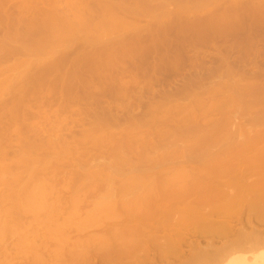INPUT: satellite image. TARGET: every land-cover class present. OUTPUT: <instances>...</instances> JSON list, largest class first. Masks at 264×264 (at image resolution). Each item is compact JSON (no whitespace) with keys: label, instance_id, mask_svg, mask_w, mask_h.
Segmentation results:
<instances>
[{"label":"rangeland","instance_id":"374dc122","mask_svg":"<svg viewBox=\"0 0 264 264\" xmlns=\"http://www.w3.org/2000/svg\"><path fill=\"white\" fill-rule=\"evenodd\" d=\"M1 2H0V17L2 18L3 17V20L0 18V44H2L3 42H4V44L7 46V44H9V46H10V44H11V40H12V44L11 45H14V49H15V47L16 46H18V49H15L16 51H18V52H16V53H19V54H16L13 50L14 49H12L11 48V46H10V48L12 49L11 51L12 52H10V53H8L9 51H8V46L7 47H5V45H3L2 44V46H0V48H2V50H1V52L3 53H0V60H4V61H1L0 62V90L2 91V92H5L6 91V94H7V97H5V95L1 92L0 93V96L3 94L4 95V97H3V95L0 97V101L1 102H3L2 104L3 105H6V106H3V105H1V102H0V108H1V106H3V108H6V109H10V108H12V107H14L15 106V104H16V106L14 107L15 109H12L13 111H11V110H9L8 109V111L5 109H3L2 108V110L0 109V117H2L0 120V126H5L4 127V129H3V132H5L6 130H7V132L4 134V135H6L5 137L3 136V132H2V127H0V133L2 134V137H1V134H0V144H1V146L2 147H0V149L2 150V151H4V153H5V150L4 149H8V148H10L11 146L13 147V150H12V148H10V149H8V154L7 153H5V154H7V156H8V158L7 157H0V160H1V158L2 159H4L3 161L1 160L0 162V164L2 165V169H4L5 170V165H6V167L8 168V171L9 172H11V174L9 173V175H10V177L8 176V174H7V176L5 175L6 173H8V171L6 172V170L4 171H2V169H0V184L2 185L1 187L3 188V186L6 184V183H8V182H4V180L6 181V179H7V177H8V180H9V178H10V180L9 181H11V179L12 178H14L15 177V175H16V177H18L19 179H20V181L24 184V185H22L21 183H19L18 181H11V182H15L14 184L16 185V184H18L19 183V185L21 184V186H20V188L19 187H16V186H18V185H16V186H14V187H11L10 189H12L11 191H9L10 189L5 185L4 186V188H3V190H2V188L0 187V189H1V191H0V195L1 196H7L9 199H10V195H12L13 193H14V191H15V194H13L14 196L13 197H15V195H16V197L15 198H13V197H11L12 198V200L13 199H16V200H13V201H11V199H10V201L12 202V203H10V201L9 200H6V199H8L7 197H6V201L5 200H3V198L1 199V200H3L5 203H3V201H0V203H3L4 205H5V208L8 210V212L10 213V211H11V209H12V211H11V213H12V217H10L11 215V213L10 214H5V213H8V212H6V210H2V208H4V205H1L0 206V210L2 211V213L0 212V214H2V216H3V213H4V215L5 216H9L10 217V219L13 221V217H15V215L16 214H18L19 216L21 215V211H18L19 209V207H21L20 209H23V208H25V207H30L31 205V207H33V205H35L34 204V202L36 201V202H39L40 203V206L39 205H36L35 207H38V208H40L41 210L45 207V205L46 204H44V203H47V206H48V208L49 209H51V210H48V208H47V210H48V212L50 211V213H48L50 216H48V214H47V216H44L43 214H45L46 212H40L39 210H38V208H37V210H35L36 208H34L33 207V209H27V212L29 213V214H31L30 212H33V210L34 211H36V212H40L39 213V217L38 218H40L39 220H36V219H38V218H36L35 219V214L37 215L38 213H34L33 212V218L38 222V225L36 224H34V222H35V220H32L31 218V216L29 215L28 216V213H24V212H26V210L24 211V209H23V214H26V216H28V217H26L25 215L23 216V215H21V216H23V218L25 217V219L26 218H28L29 220H31V221H33L32 223H31V221L29 222V220L28 219H26V221L22 218L21 219V216L20 217H18V216H16V218L15 219H18V218H20V220H21V222H19V220H16V221H18V222H15V223H20L19 225H21V223H23V222H25V225L28 223H30V224H32L33 226H31V227H34L35 226V228H34V231H35V233L37 232L38 234H40L39 232H41L42 230H43V232H45V234L44 235H42V236H47V235H50V236H48V237H50V238H52V237H54L55 239H56V237L57 238H59V239H57L58 241H59V243H61V244H59V245H61V248H63V249H60V246L58 245V241H56L57 242V244H55L54 242L53 243H51L52 241H50V240H52V239H48L49 240V246H51V248L52 249H55L56 248V245H58L57 246V248H59V249H56L57 251L59 250V253L58 252H56V253H54L53 251H51L52 249H49L50 251H49V254L51 255H49V254H46L47 253V248H45V247H47V242H48V240H46V238H44V239H42L41 240V242L39 243L40 245H42V248H43V250L44 249H46L45 251H46V253H44V252H42L41 250H39L38 248H41V247H38V248H35V246H32L33 245V240L31 241L32 242V245H31V242H29L28 240L30 239V234H31V236H33L32 234H35V233H32L31 231H33V228H30L28 225V227H26L25 228V225H21V226H23L26 230H27V228H30V230H28L27 232H29V233H27V235H26V233H23V231L22 230H20V228H23V227H21V226H15V223H13L12 221L11 222H7V220H9L7 217H2L1 215V217H0V221L2 222H0V228H2L1 227V225L3 226V223H4V225H7L8 224V228L10 229H8L6 226H3V228L5 227V228H7L6 230H4V233H5V235L6 236H8L11 240H9L8 238H6L7 239V241H10L11 243V245H13L14 244V241L16 240L15 238L16 237H18V235H15L16 233H20L22 236H24L25 238L27 237V236H29L28 237V239H27V243L29 244H27V243H25L26 242V240H22V236L21 235H19L20 236V239L22 240H20L19 238V240H16V241H18V243L20 242V243H23V244H25V247H26V244H27V246H29L30 247V249L29 248H26V249H29V251L28 250H26V249H24L23 247H24V245L21 247V248H23L25 251H28V253H31V254H29L28 255V253L27 252H24V250L23 249H21L19 246H21V245H19L18 246V244H16V246H18L19 248H15L16 249V252L14 251V253H15V255H14V258H15V256H16V253H21V254H23V255H20V256H22L21 258H23L24 256H25V254H26V256L24 257V259H22L23 261H25V262H23L22 260H21V258H19V260L18 259H16V258H18V256H16V258L14 259L13 258V263L15 264V262H18V263H16V264H24V263H28V264H32V262L35 264V260H36V263H37V261L40 263V264H92V262H93V256H94V254H92L91 252L93 251V252H95V250H94V241L92 242L91 240H88L90 243V245L89 244H87V240H82V239H84V238H87V236L86 235H84V234H86V232H82L83 234H81V235H78V236H76L75 234V238H73V236L71 237V235H69L70 237H71V239H69L68 238V234L67 233H69V232H67L66 231V233H65V231L64 230H66L67 229V227L69 226V225H71L70 227L72 228V231H73V227L75 228H77V229H82L81 228V225H82V227H83V229L85 230V226L86 225H88V227H86V228H88L87 230H89L88 232H87V234L88 233H90V232H95L96 231V229H95V231H94V227L95 226H97L99 223H108V218H110L111 216H109L108 217V215H111V214H108L111 210L110 209H112V206H111V208L108 210V208H109V206H108V204L107 205H104L103 206V203L100 201V200H102L103 201V199H101V198H99V197H102V198H104V201H105V197H106V195H104L107 191L109 192V191H111L109 188H107V185H109L111 182H110V180H104L103 179V175L108 171L109 173H110V171H112L113 169H116V168H118V166H117V164L115 163V165L116 166H114L113 167V165H114V163H113V165H112V162H111V160H110V158H112L113 159V157H114V155L113 154H110L109 155V153H111V152H109L107 155H104V157H103V154H102V152H99L97 149V151L98 152H96V150H95V147H93V146H91L92 144V142H93V140H94V142H95V139L97 140L98 138H101V136H102V138H104L105 136H108L107 134L106 135H103V133L105 134V132H101L100 130L103 128L105 131H106V133L108 132V130L109 131H113L112 133L114 134L113 136H114V138H115V140H114V143H115V141L116 140H118V142L120 143V141L121 140H125L126 139V137H127V134L124 132V135H122V132L124 131L123 129H126V131H128V129H133L134 128V130H136V132H137V134H144L145 133V131H147V125H146V123L145 122H147L148 123V119H150V121H149V124H148V126L150 125V122H151V119H153L151 116V118L148 116V115H150V114H156L157 113V110H156V113H155V111H154V109H151V105L150 104H152L154 107H155V109L157 108V104L160 106V104L159 103H161V102H163L162 101V99H165L166 98V96H167V98H166V100L171 96V95H173V96H171L170 97V99L173 97V98H175V100L172 98V100H170L169 101V99L167 100V101H169L168 103L166 102V100H165V102L167 103V104H170V105H168V106H172L173 107V109H174V106L176 105H174L173 103H176V101H178L179 100V103H178V106H181V107H178V108H183L184 107V109L185 108H187V103H188V101H190V98H193V97H196V96H198V95H200V98L202 97L203 99H205L206 98V100H209V101H212L213 99H214V101H216V100H218L219 101V99H218V97L220 98V101L221 102H223L222 100H224V102H226L227 100H230V98H232L234 95V91H238V85L239 86H243V84L244 85H246V83L247 84H253V86H252V90H254V92L253 91H251L250 92V94H248L247 92H249L250 90L248 89V91H242L241 93H243L242 95H240L241 93H239L238 95L241 97V98H244V101L246 102V103H251V102H253L254 100H255V97L257 98V97H260L261 95L262 96H264V94H262L263 92H262V90H261V86L262 85H264V25H261V24H259V23H261V22H264V20L262 21V20H258V21H261V22H259V23H257L256 21H254V20H250L249 18H247L248 17V14L250 15V14H253V12L256 10V11H258V13H259V15H262L263 17H264V6H262V5H264V2H262V0H191L192 2H190L189 0H152V1H149V0H147L148 2H150L151 4L150 5H148L149 3L146 1V0H143V2H142V0L140 1V0H135V1H133V0H4V1H2V0H0ZM145 1H146V4H145ZM177 1H180V2H177ZM183 1V2H182ZM264 1V0H263ZM182 2V3H181ZM184 2L185 3H187V2H190V4L189 3H187V5H189V6H185L184 7V5H186V4H184ZM247 2H248V4H247ZM116 3V4H115ZM141 3H143V4H141ZM245 3V4H244ZM263 3V4H262ZM164 6H163V5ZM181 4H184V5H181ZM236 4V5H235ZM253 4V5H252ZM256 4H257V6H256ZM147 5V6H146ZM250 5H252V6H250ZM145 6L147 7V8H145ZM167 6V7H166ZM228 6H229V8H231V9H229L228 8ZM259 6V7H258ZM167 8V10H166V8ZM191 7V8H190ZM233 7V8H232ZM235 7H238L237 8V10H238V13L240 12V10H241V12L240 13H243V14H239V21H240V23H242V20H244V22L242 23V24H240L239 23V21H237L239 24H237L236 23V26L238 25V26H240L239 27V29L241 28L244 32H242L241 31V29L239 30V33H238V29H236V30H234L235 29V22H236V20H235V22H233V21H230V22H228V21H226V22H228V24L226 23V22H224V23H226V25H229L230 26V24L229 23H231L232 25H234V27H231V28H234L233 29V31H232V29L231 28H229V27H227L225 30H221V32H222V34H221V32L219 31V29L217 30L216 28L218 27H216V28H214V24H216L215 22H211L209 19H210V15L212 14L213 15V17H214V14H215V12H216V14L215 15H218L217 13L221 10V12H219L220 14L221 13H226L227 15H229V17H231V16H233L234 17V14L237 12V10L235 11ZM261 7V8H260ZM139 8V9H138ZM151 9L150 11H149V9ZM163 8H164V10H165V12L163 11V14H162V17H159V15H160V13H162V10H163ZM225 8H227L228 10H230L229 11V13H228V10H226ZM235 8V9H234ZM253 8V9H252ZM255 8V9H254ZM144 9V10H143ZM223 9V10H222ZM233 9H234V12H232L233 11ZM240 9V10H239ZM252 9V10H251ZM224 10H225V12H224ZM167 11V12H166ZM255 11V12H256ZM57 12H59L58 14H60V15H58L57 14ZM61 12V13H60ZM232 12V13H231ZM249 12V13H248ZM49 13H51V17H50V15H49ZM65 13V14H64ZM167 13H168V16H166L167 15ZM246 15H245V14ZM248 13V14H247ZM257 13V12H256ZM45 14H48V15H45ZM53 14V15H52ZM61 14H63V15H61ZM76 14V15H75ZM78 14H80V16H81V14H82V17L81 18H86V20H84V23H82L83 21L81 20V19H79L78 17H80V16H78L77 17V15ZM147 14H149L148 16H146ZM166 14V15H165ZM181 14H183V15H186V16H182ZM255 14V13H254ZM46 17H45V16ZM56 15V16H55ZM66 15H68V16H66ZM165 15V16H164ZM209 15V16H208ZM222 16H226V15H223V14H221ZM220 15V16H221ZM259 15H257V16H259ZM5 16V17H4ZM8 16H10L11 18H12V21L14 20L13 18H15V19H18L19 20V22H18V20H16V22H15V20H14V22L15 23H20V22H24V24L23 23H21V26L20 25H15V23H13V25H12V23L10 22L11 21V18L9 19L8 18ZM41 16H43V17H41ZM47 16H49V17H47ZM52 16H53V18H54V21H52L53 20V18H52ZM66 16V17H65ZM158 18H157V17ZM161 16V15H160ZM174 16V17H173ZM220 16H218V17H220ZM237 16V15H236ZM44 17H45V19H44ZM62 18L63 17V19H62V21H61V19L60 18ZM71 17V18H70ZM168 17V18H167ZM185 17V18H184ZM188 17H191L190 19L192 20V18L193 17H195L191 22L193 23H191L190 21H189V18ZM199 17V18H198ZM216 17V16H215ZM228 17V16H227ZM9 19V20H7V19ZM48 18H50V21H49V23L50 22H55L56 23V26H55V24L53 23H50V24H52L51 25V28H50V26L48 25L49 23H47L48 21H46V20H49ZM67 19L68 21H70L69 23L72 25L73 23H74V25H72L73 26V29L74 28H78L79 26L82 28L81 30H79L80 32H82V33H78L79 35H78V37H76L77 35L74 33L75 32V29H74V32L73 31H71V30H73V29H68L69 27L70 28H72L71 27V25L68 23V21H65V19ZM72 19V20H70V19ZM78 18V19H77ZM164 18H165V20H164ZM172 18H173V20H172ZM177 18V19H176ZM184 18V19H183ZM196 18H197V20H196ZM204 18L207 20V21H205V22H208V24L210 25V28H208V27H206V26H208V25H206L205 27H204V25H205V22L203 21L204 20ZM40 19V20H39ZM44 19V20H43ZM73 19L75 20V22L73 21ZM161 19V20H160ZM165 21V22H162L163 20ZM183 19V21H181ZM5 20H6V22H5ZM36 20H37V22H38V24L40 23V22H44L45 23V26H44V24L43 23H41V25H36ZM60 20V21H59ZM160 22H159V21ZM169 20H171L170 21V23L169 24H167L168 22H169ZM174 20H176V21H178V22H176L175 21V23H173V21ZM184 20H186V22L187 23H185L184 24ZM196 20V21H195ZM8 21H9V24H11V26L10 25H8ZM34 21V22H33ZM46 21V22H45ZM58 21H59V23H58ZM198 21V22H197ZM202 21V22H201ZM31 22H33V24H34V28H36L37 29V27L38 28H40L41 29V26L43 25L44 27H47V26H49V27H47V29L45 28V29H43V27H42V29H43V31H42V29H41V31L44 33L43 35H47L48 37H55V36H53V35H58L57 37H55L56 39H58V37L60 36V35H62L63 37H62V39H58V41L56 40V41H53L54 39H52L51 41H50V39H48V42H55V43H57V44H55V46L53 47L52 45H54L53 43H52V45L51 44H49L48 43V45H51L50 46V51H52L53 50V52H46L45 50H44V48L47 50V47H49V46H46V47H44V48H42L41 47V49H39V55H41V57L40 56H38L37 54H38V52L36 51V50H38V49H34V48H32V45H30V42L32 43V44H34L35 42V44L37 45V41L39 40V42H40V40H42V39H44V43L43 44H47V42L45 43V36H43V35H39V34H41V31H40V29L39 30H37V31H40V32H37V31H34V30H36V29H34L33 27H31L32 25V23ZM62 22H64V23H62ZM66 22V23H65ZM72 22V23H71ZM189 22L191 23L190 25H192L191 27L193 28V30H192V28L191 27H189ZM196 22L197 23H199L200 22V24H196ZM254 22H256V24H259V25H257L256 26V24H254ZM28 23H31L30 25L31 26H29V24ZM87 24V25H84V24ZM166 23V24H165ZM178 23V24H177ZM194 23L196 24V26L194 25ZM219 23H220V21H219ZM218 23V24H219ZM245 23H246V25L247 24H249V26L248 27H250L251 25V28H253L252 30L251 29H249L248 30V28L246 27V25H245ZM4 24H6V25H4ZM25 26V24H26V26H28V27H23V25ZM77 24V25H76ZM163 24H165V25H163ZM173 24H175V27H174V25ZM207 24V23H206ZM223 24V23H222ZM245 25V27H244V25ZM264 24V23H263ZM47 25V26H46ZM61 25H63V26H61ZM64 25H65V27L67 26V29L64 27ZM79 25V26H78ZM158 25V26H157ZM166 25L168 26V27H166ZM171 25V26H170ZM194 25V26H193ZM203 25V26H202ZM212 25H213V28L214 29H216V30H214L213 29V31H212ZM221 25V23L219 24V26ZM254 25V26H253ZM6 26V27H5ZM60 26V27H59ZM69 26V27H68ZM91 27L92 29H93V27H94V29L96 30H92V31H94L93 32V34H92V32L90 31L91 30V28L89 29L88 27ZM97 26H101V28H102V30H104V32L102 31V30H99L100 28L99 27H97ZM178 26V27H177ZM187 26V27H186ZM199 26V27H198ZM225 26V25H224ZM237 26V27H238ZM4 27H5V29H4ZM10 27H11V29H10ZM30 27L32 28L31 30H33V31H31V32H28V30H30ZM58 27L59 28H63V31H62V29L61 30H59L58 29ZM98 28V30L96 29V28ZM157 27V29L155 30V28ZM173 27H174V29H173ZM196 27V28H195ZM198 27V28H197ZM205 29H204V28ZM221 27V26H220ZM8 29V35H7V29ZM15 28V29H14ZM48 28H49V32L47 31L48 30ZM85 28H87L86 30L88 31H86L85 30ZM171 30H175L174 32L172 31H170V29ZM191 28V30H188V29H190ZM203 28V29H202ZM206 28H208L207 29V31H206ZM222 28H223V25H222ZM221 28V29H222ZM225 28V27H224ZM223 28V29H224ZM244 28H246L247 29V31H245L246 29H244ZM13 29H14V31H13ZM16 29H18V30H16ZM24 30V32H25V29H26V31H27V33H30L29 35H27L28 37H29V39H28V37L26 38V37H23V35L22 34H25L24 32L22 33L21 32V30ZM58 29V30H57ZM79 29V28H78ZM78 29H77V31H78ZM159 29V30H158ZM230 29V30H229ZM15 30H16V33L15 34H13L14 32H15ZM22 30V31H23ZM47 31V33H49V34H47L46 33V31ZM64 30L66 31V32H64ZM154 30L156 31V32H154ZM161 30V31H160ZM162 30H164V34H166L165 35V37H163L164 39L166 38V41L168 40V41H171L172 43H173V41H172V36H173V39L175 40V42L178 40V37H177V34H174V33H178V35H179V33H180V36H181V33H182V38L183 37H186V38H184L183 40H185V41H183L182 40V38L180 39V37H179V39L180 40H178V41H181V42H183V43H173V45H175L176 47H177V49H176V47H175V50H173V48H174V46L171 44V42L169 43L172 47H170V45L168 44V42H166L163 38H162V36H164V34H162L161 35V33L163 32ZM194 30H197V31H194ZM200 30H204L205 31V33H203L202 31L200 32ZM211 30V31H210ZM228 30V31H227ZM252 32H251V31ZM11 31V33H9ZM19 31V32H18ZM64 32L65 33V36L67 35V34H70V36H71V39H72V41L68 38V36L69 35H67V39H69L68 40V42H69V45L68 44H66V43H68L67 42V40L65 39V41H63V39L65 38V36H64V34L63 33H60V32ZM76 31V32H77ZM78 31V32H79ZM97 31H102V32H100L102 35H100V33L98 34L97 33ZM172 33H170V32ZM190 31V32H189ZM227 32L226 34L227 35H223V34H225V33H223V32ZM237 31V33H235ZM242 33H241V32ZM250 31V32H249ZM22 34H21V33ZM53 34H52V33ZM83 32H86V33H89V35L88 34H86V35H83ZM95 32L97 33L96 35L98 36H95ZM187 32H189V33H192V32H194V33H192V34H194V35H196V34H199L200 36V39H201V37H202V41L201 40H197V39H195V38H199L198 37V35H196V36H194V35H192V34H189V33H187ZM212 33V32H214V33H212L213 35L215 34H217V32H219V35H214L215 37H212L213 35H211L210 33ZM5 33H6V35H5ZM26 33V34H27ZM37 33H39V34H37ZM54 33H56V34H54ZM152 33L154 34V33H156V34H154V35H158L157 37L156 36H154L153 35V37H152ZM168 33V34H167ZM169 33L172 35L171 37L169 36ZM196 33V34H195ZM201 33H203V34H205V36H203V34H201ZM9 34H11L12 36H11V40H10V35ZM21 34V35H20ZM75 34V35H74ZM141 34V35H140ZM150 34V35H149ZM221 34V35H220ZM250 34V35H249ZM5 35V36H4ZM16 35H20L21 36V38L22 39H20L19 38V40H18V38H16V37H19V36H16ZM51 35V36H50ZM82 35H83V37H84V39H81V37H82ZM89 37H88V36ZM104 35V36H103ZM145 35V36H144ZM160 35V36H159ZM176 35V36H175ZM211 35V36H210ZM223 35V36H222ZM13 36H16V37H13ZM32 36V37H31ZM39 36H40V38H39ZM69 36V37H70ZM100 36V37H99ZM131 37V36H133V38H134V36L136 37V38H134V40H133V38H131L130 39V45L127 43L128 41H129V38H127V37ZM150 36H151V39H155L154 37H156V39L154 40V41H156L157 40V44L156 45H159V44H161L162 43V46L161 45H159V48H161V47H163V48H165V50H167V51H164V49L162 48V49H159V50H161V51H163V55H165L166 54V52L167 53H171V54H168V56H166V57H162V56H160V55H162V52L160 51L159 53H158V49L156 50V47L155 46H150V43H152V44H154V43H156V42H154L153 43V41L151 42V40H150V42L148 43V41H149V39H150ZM169 36V37H168ZM188 36H190V37H188ZM194 36V37H193ZM34 37H35V39L37 40V41H35V39H34ZM36 37H38V38H36ZM44 37V38H43ZM76 37V38H75ZM101 37H102V39H101ZM122 37V38H121ZM147 37H149V39L147 38ZM188 37V38H187ZM14 38V39H13ZM25 38L27 39V40H25ZM59 38H61V36L59 37ZM78 38H79V40L81 39L82 41H84V42H79V40H78ZM89 38H91V39H89ZM125 38V39H124ZM190 38V39H189ZM205 38H206V40H205ZM214 38V39H213ZM216 38V39H215ZM32 39V40H31ZM47 39V38H46ZM77 39V40H76ZM101 39V40H100ZM135 39H137V40H135ZM147 39V40H146ZM170 39V40H169ZM187 39V40H186ZM188 39H189V41H188ZM192 39H194V40H192ZM238 39V40H237ZM1 40H3V41H1ZM61 40V41H60ZM80 40V41H81ZM91 40V44L92 45H90L89 46V44H90V41ZM114 40V41H113ZM122 40H124V41H122ZM127 40V41H126ZM208 40H210L209 42H208ZM237 40V41H236ZM253 42V44H252V42ZM13 41H15V42H13ZM21 42V43H19L18 44V42ZM35 41V42H34ZM63 41V42H62ZM71 41V42H70ZM85 41L87 42V43H89L88 45H87V43H85ZM97 43H96V42ZM106 41V42H105ZM132 41V42H131ZM138 41V42H137ZM147 41V43L149 44V46H150V48H148L147 47V51L146 52H144L145 50H146V48H145V50H143V48H141L142 46H144V44L143 45H140V44H142V43H144V42H146ZM159 41V42H158ZM177 41V42H178ZM188 41V42H187ZM200 42V44L201 45H199V43L197 44V42ZM235 41V42H234ZM25 42L27 43V48L25 47H23V46H25L26 44H25ZM34 42V43H33ZM58 42H60V43H58ZM64 42H66V43H64ZM76 42H78L77 44L78 45H82L83 44V47L82 46H79V47H77L78 45L76 44ZM108 42H109V44H108ZM134 42H136V43H134ZM203 42H204V44H203ZM206 42V43H205ZM14 43V44H13ZM23 43V44H22ZM80 43V44H79ZM85 43V44H84ZM107 43V44H106ZM117 44V43H119L118 45H114V44ZM122 43H124V45H126V46H124V45H122ZM147 43L145 44V45H147ZM16 44V45H15ZM20 44L22 45V46H20ZM25 44V45H24ZM28 44H29V46H28ZM38 44H42V42H40V43H38ZM65 44H66V46H65ZM76 44V45H75ZM97 45L98 47H96V46H94L93 47V45ZM103 44L104 45H106V46H104V47H102L103 46ZM133 44H136V45H140L141 47L139 48L138 47V49L139 50H137V46L136 45H134L133 46ZM177 44V45H176ZM184 44H186V45H184ZM101 46V49H100V46ZM121 45V46H120ZM138 45V46H139ZM180 45V46H179ZM250 45H252V46H250L251 48H249V46ZM42 46V45H41ZM44 46V45H43ZM57 46V47H56ZM60 46V47H59ZM87 46H89V47H87ZM107 46H112V48L110 49L109 47H107ZM148 46V45H147ZM179 46V47H178ZM185 46V47H184ZM3 47H5L4 49H3ZM22 47V48H21ZM51 47H53L52 49H51ZM56 47V48H55ZM115 47H117V49L115 48ZM118 47L119 48H121V49H124V51L123 50H119L118 49ZM123 47V48H122ZM127 47V49L129 50V52H127L128 50L127 49H125ZM133 47H135L136 48V51H135V49L133 48ZM151 47H152V49H151ZM181 47V48H180ZM184 47V48H183ZM32 48V49H31ZM87 48V49H86ZM89 48H91V49H89ZM93 48V49H92ZM154 48H155V50H154ZM178 48H180V49H182V51L180 50V49H178ZM246 48V49H245ZM7 49V50H6ZM22 50V52H21V50ZM27 49V50H26ZM43 49V50H42ZM56 49H58V50H60V51H58V52H60V53H56L55 51H57ZM86 49V50H85ZM249 49V50H248ZM257 49V50H256ZM3 50H5L6 51V53H5V51H3ZM10 50V49H9ZM24 50V51H23ZM30 50H32V51H30ZM65 50V51H64ZM76 50H78V51H76ZM87 51L86 52V54H84L85 53V51ZM93 52H92V51ZM102 51V53H103V51L105 52L104 54H102L101 53V51ZM173 50V51H172ZM177 50V51H176ZM178 50H180L181 51V55L179 54V53H177V54H179L178 56L176 55V54H172V53H174V51L175 52H179ZM8 51V52H7ZM28 51H30L29 53L32 55V57L28 54ZM35 51H36V53H35ZM44 51H45V53H44ZM61 51H63L66 55L68 54V58L69 59H67L66 57V55H64V53L63 52H61ZM91 51V52H90ZM97 51H99L102 55H103V57H102V55L99 53V52H97ZM117 51V52H116ZM118 51H119V53H118ZM120 51L121 52H123V53H120ZM155 51L157 52V53H155ZM257 51H258V53H257ZM79 52H81V54H82V56L85 58V59H83V57L81 56V54L79 55L78 53ZM83 52V53H82ZM89 52V53H88ZM95 52V53H94ZM125 52H126V54H125ZM140 52H142V55H141V53ZM5 53V54H4ZM8 53V54H7ZM47 53V54H46ZM91 53V54H90ZM130 53V54H129ZM145 53H146V56L144 57V55H145ZM12 54V55H11ZM13 54L15 55V56H13ZM42 54H44V55H42ZM51 54V55H50ZM53 54H56V55H53ZM57 54L59 55L60 54V56H61V58L60 59H62L64 56H66V57H64V58H66V59H64L63 58V61H65L64 62V64H63V61L62 60H58V61H56V58L57 57H60V56H57ZM72 54H74V55H72ZM78 54V55H77ZM89 54V55H88ZM96 54L98 55V57H96ZM99 54H100V58L102 57V60H98L97 62H98V64L97 65H94V67L93 66H91L92 64H96V63H94V61L95 60H97L96 58H99ZM109 54H111L110 56H109ZM125 54V55H124ZM138 54H140V55H138ZM9 55V56H8ZM11 55V56H10ZM24 57V58H22V56ZM46 55H50V57L53 59V57H55L56 56V58H55V60L53 59V61H51L52 59L51 58H49V56H46ZM105 55V56H104ZM113 55V56H112ZM148 55V56H147ZM170 55V56H169ZM184 56V58L186 59V61H185V59L183 58V56ZM1 56H2V58H1ZM5 56H8L9 58H10V60H11V63H10V65L8 64L9 63V58L8 59H6L5 58ZM25 56H30V57H27V58H25ZM45 56V57H44ZM74 56L76 57V58H74ZM85 56H88L87 58L85 57ZM92 58H91V57ZM117 58H116V57ZM138 56H139V58H138ZM160 56V57H159ZM171 56H174V57H172L171 58ZM177 56V57H176ZM182 57L183 58V61H181V63H179L176 59H175V57L176 58H178V57ZM34 57V58H33ZM38 57H39V60H38ZM77 57H78V59H79V57H80V59H79V62H78V60H77V66H78V64L80 63L81 65H79V67H78V70L80 71V74H79V71H78V73H76V74H74L72 71H74V72H76L77 71V69L75 68V67H77L76 66V64L74 63V61L77 59ZM94 57V58H93ZM106 57V58H105ZM108 57V58H107ZM111 57H113V59L115 58V60H112V62L110 61L111 59L110 58ZM13 58H15L16 60H14L13 61ZM19 58H21V59H19ZM42 58H43V61H42ZM82 58V59H81ZM88 58H90V59H95L94 61L93 60H91L92 62H90V60L88 59ZM99 58V59H100ZM104 58V59H103ZM119 58V61L118 60H116V59H118ZM150 58V59H149ZM159 58H163V59H166V63H167V65H169L170 67V69H172V70H169V69H167L166 68V63L164 62V61H161L160 63H159V61L161 60V59H159ZM179 63H177L174 59ZM182 58H181V60H182ZM7 61H6V60ZM27 59H28V61H27ZM29 59H30V61H29ZM32 59V60H31ZM35 60V62L38 64H36L35 62H34V65H32L33 64V61ZM40 59H41V64H39L40 63ZM47 59V60H46ZM108 59L109 61L107 62L106 60ZM147 59H148V61H150V62H148L147 61ZM179 60H180V58H178ZM9 60V61H8ZM18 60H20V61H18ZM26 62H25V61ZM66 60H69L68 61V63H69V65L67 64V61ZM71 60V61H70ZM74 60V61H73ZM83 60H84V63H81V62H83ZM88 60H89V62H88ZM105 60V61H104ZM47 61H51L50 62V64L48 65V66H50V67H48L47 65H45V63L47 62ZM54 61L56 62V64L58 65V66H60L61 65V67H59V68H61V69H58L57 67V65L56 64H53L54 63ZM185 61V63L183 64V62ZM228 62L229 64H227V63H224V62ZM3 62H5V64L3 63ZM8 62V63H7ZM18 63L19 65H21V66H18V64H16V68H15V64L14 63ZM21 62V63H20ZM23 62V63H22ZM28 62V64H27V66L25 65L26 63ZM49 62H47L46 64H48ZM75 64L74 66L72 65L73 63ZM100 62L102 63V65L100 66ZM107 62V63H106ZM133 62H135V63H133ZM3 63V64H2ZM7 63V64H6ZM25 63V64H24ZM52 63V64H51ZM72 63V64H71ZM90 64V65H87V68H86V66H85V64ZM106 63V64H105ZM163 63H165V67L164 68H166V69H162V64ZM177 63V64H176ZM257 63V64H256ZM2 64V65H1ZM24 64V65H23ZM33 66H31V65ZM71 64V65H70ZM85 66V68H84V66ZM107 64H109L110 66H108ZM180 64H183V65H181L182 67H178V66H180ZM224 64V65H223ZM226 64H227V66H229V67H227L226 66ZM4 65V66H3ZM8 65H9V67H8ZM43 65L45 66V67H43ZM52 65H54V67L52 66ZM56 65V66H55ZM64 65V66H63ZM99 65V67H97ZM103 65H106V66H108V68H106V66L104 67ZM161 65V66H160ZM164 65V64H163ZM258 65V67H256ZM3 68H2V67ZM23 66V67H22ZM36 66V67H35ZM41 66V67H40ZM48 67V69H47V67ZM68 68H67V67ZM72 66V67H71ZM83 66V67H82ZM91 66V67H90ZM95 66H96V68L98 69V74L101 72V73H105L106 74V76H103V75H101V73H100V76L98 75V74H96L97 72H96V68H95ZM118 68H117V67ZM161 67L160 68V70L158 69L159 67ZM247 66V67H246ZM12 67V68H11ZM14 67V68H13ZM20 69H19V68ZM27 69H25V68ZM28 67V68H27ZM29 67H32V68H29ZM35 67V68H34ZM40 67V68H39ZM42 67H43V70H41L42 69ZM68 69H66V68ZM74 67V68H73ZM105 68V71H104V68ZM168 67V66H167ZM177 67V68H176ZM199 67H200V69H199ZM231 67V68H230ZM6 68H7V70L8 69H10V71H8L9 73L11 72V70H13L12 72L14 73L12 76H11V74L12 73H10V74H8V72H7V70H6ZM22 68V69H21ZM47 70H46V69ZM55 69V71H54V73H53V70ZM71 68H73L74 70H72ZM91 70V73H90V70ZM92 68V69H91ZM102 68V69H101ZM193 68H195L194 70H193ZM202 68V69H201ZM214 68H216V69H214ZM229 68V69H228ZM233 68V69H232ZM244 68H246V69H244ZM3 69H5L6 70V72H4L5 70H3ZM25 69V70H24ZM39 69L41 70V71H39ZM44 69H45V71H44ZM53 69V70H52ZM81 69H83V71L81 70ZM95 69V70H94ZM108 69V70H107ZM211 69H212V71H211ZM232 69V70H231ZM19 70V71H18ZM29 70H31V71H29ZM33 70H35V71H33ZM51 70V71H50ZM57 70V71H56ZM59 70H60V72H59ZM65 70H67V71H70V73L69 72H67V71H65ZM85 70V71H84ZM203 70H206L205 72H203V73H208L207 72V70H210V72H212V73H210L211 75H210V77H208V79H202V80H200V81H202V82H200L199 80V82H197V81H195V82H193L194 83V85H192V82H190L189 83V81L187 80V78H188V75L190 76L191 74H192V72L194 71H197V73L198 74H202V73H200L201 71ZM214 70V71H213ZM232 72H231V71ZM259 70V71H258ZM15 71H18V73H16ZM23 71V72H22ZM29 73H31L32 71L34 72H32L33 74H36V72L38 71V73H37V76L35 75V78H34V75H32V73L30 74H27V72ZM43 71V74L46 76L47 74V76H48V78H47V76H46V78H45V76L41 73ZM52 72V75H51V73H44V72ZM87 71V72H86ZM89 71V72H88ZM103 71V72H102ZM231 72V73H233V77L232 76H230V75H227V73L228 72ZM256 71V72H255ZM262 71V74H260V72ZM2 72V73H1ZM40 72V73H39ZM55 72H59L60 74V76H58ZM83 72V73H82ZM95 72V73H94ZM107 72V73H106ZM194 72H193V74H194ZM5 73H6V75H5ZM21 74L20 75V77H23L25 80H23V79H21L20 77H16V79H18V80H16L15 79V76L16 75H18V74ZM61 73H62V76H61ZM65 73V74H64ZM69 73V74H68ZM71 73L72 74H74V75H71ZM87 73V74H86ZM88 73H90V74H88ZM93 73L95 74V75H93ZM138 73V74H137ZM145 73V74H144ZM190 73V74H189ZM197 73H195V74H197ZM23 74H24V76H23ZM25 74H26V77H25ZM41 74V75H40ZM50 74V75H49ZM53 74H54V76H53ZM69 76H68V75ZM77 74H79L78 76H80V75H82V77L80 76L79 78L78 77H76V75ZM84 74V75H83ZM104 74V75H105ZM109 74V75H108ZM146 74H147V79H149V80H151V82H149V80H147L145 77H146ZM151 74H154L155 76H153V75H151ZM5 75V76H4ZM29 77H28V76ZM30 75H32L33 76V79H34V83H33V79H32V77L30 76ZM86 75V76H85ZM132 75V76H131ZM134 75V76H133ZM214 75V77H212ZM216 75V76H215ZM3 76V77H2ZM19 76V75H18ZM40 76V77H39ZM43 76H44V78H43ZM51 76H53L51 79H49ZM56 76V78H54ZM57 76H58V81H57ZM89 76H90V79H89ZM95 77V78H93V77ZM97 76L98 77H100V78H97ZM101 76H103L102 78H101ZM110 76H112V77H110ZM142 76V77H141ZM143 76H145V77H143ZM239 76V77H238ZM5 77V78H4ZM59 77H60V80H59ZM62 77V78H61ZM71 77H73V79L71 78ZM83 77H87V79L86 80H82V79H85V78H83ZM105 77H107V79L105 78ZM109 77V78H108ZM132 77H133V79H132ZM135 77H137L136 79H135ZM156 79V81H155V79ZM222 77V78H221ZM236 78V80H235V78ZM246 77V78H245ZM42 78V79H41ZM63 78L66 80V82H68L67 84H66V82L63 80ZM74 78H76L75 80H77V81H74ZM110 78H112L111 80H110ZM130 78H131V80H130ZM146 80H145V79ZM157 78H158V80H157ZM207 78V77H206ZM240 78V79H239ZM243 78V79H242ZM1 79H2V82H6V80H7V82H6V84L5 83H2L1 82ZM5 79V80H4ZM21 79V80H20ZM28 79H30V80H28ZM39 79H40V81H43V82H40L39 81ZM46 79H48V80H46ZM53 79H54V81L56 82V84L57 85H59V86H57L54 82H53ZM79 79H81V80H79ZM89 79V80H88ZM103 80V81H100L99 83H98V81L97 80ZM128 79V80H127ZM186 79V80H185ZM230 79V80H229ZM8 80H9V82H8ZM16 80V81H15ZM26 80H28V82L26 81ZM35 80H36V83H35ZM45 80V81H44ZM73 82H72V81ZM79 80V81H78ZM91 80V81H90ZM93 80V81H92ZM95 80V81H94ZM104 80H106L107 82H105ZM126 80H127V82L128 83H132V84H128V83H126ZM138 82H136V81ZM224 80V81H223ZM240 81V83H238V85H229L228 87H230V88H226L225 87V85H224V83H229V82H233V81ZM24 81V82H23ZM26 81V82H25ZM46 81H48L50 84H52V85H49L48 84V82L46 83ZM51 81V82H50ZM62 81H64L65 82V84H66V86L64 85V83L62 82ZM112 81V82H111ZM124 81V82H123ZM146 81H148V82H146ZM188 81V83H186V82ZM226 81V82H225ZM40 84H39V83ZM59 82H62V83H59ZM72 82V84H73V86L71 85V87H69L70 88V90H71V92H70V90H69V88L67 87V85L68 86H70V83ZM87 82H88V84H87ZM89 82H91L90 84H89ZM92 82H94V83H92ZM115 84H114V83ZM123 82V84H124V87L126 88H124V87H122V83ZM153 82V83H152ZM224 82V83H223ZM7 83H10V85H8ZM24 83V84H23ZM26 83H27V87H26ZM41 83H43L42 85H41ZM46 83V84H45ZM54 83V84H53ZM79 83V84H78ZM82 83H84V84H86V85H84V84H82ZM101 83V84H100ZM109 83H111V84H113L114 85V89H115V91L113 90V85H111L112 87H111V89L115 92V93H111V92H113L110 88H109V86L110 85H108ZM184 83H186L187 85H185ZM221 83V84H220ZM16 84H18V85H16ZM28 84H29V87H28ZM35 84H36V86H38V87H36L35 86ZM62 84V85H61ZM190 84V85H189ZM222 84L224 85V87H222ZM256 84H257V86H256ZM259 84H260V86H259ZM5 85V86H4ZM10 87V89H9V87ZM11 85H14V86H12V87H14L13 88V90L15 91V92H13L12 93V95L13 96H18V97H22L21 95H23L24 96V98L22 97L21 98V100H16L15 99V97H13L12 95H11ZM16 85V86H15ZM40 85H41V87H40ZM45 85H47V86H45ZM48 85H49V87H48ZM55 85H56V87H55ZM64 85V87L66 88L67 87V91L69 92V94L71 93V95L69 96V94L67 93H64V91L66 92V89L65 88H63L62 86ZM81 85V86H80ZM89 85V86H88ZM93 87H92V86ZM101 85V86H100ZM103 85V86H102ZM3 86H4V88H5V90L4 89H1V87L3 88ZM7 86V87H6ZM44 86V87H43ZM80 86V88H78ZM85 88H84V87ZM94 86L97 88V87H100V88H98L96 91H98V90H100V89H102L103 87V89L101 90V94L100 95H103V93H106V94H104L103 96H98V92L100 93V91H98V92H96L95 90H94ZM212 86H213V88H212ZM227 86V85H226ZM254 86H255V88H254ZM21 87V89H19ZM34 87V88H33ZM38 88V89H40L41 90V88H43V90H41V91H44L43 93H44V95H42V94H39V90H37L36 88ZM45 87H47V89L45 88ZM50 87H52V88H50ZM55 87V88H54ZM90 87V90H91V92L89 91V89H87V88H89ZM260 87V88H259ZM18 89V90H16V89ZM30 88H31V90H30ZM44 88H45V90H44ZM49 88V89H48ZM60 88H62L63 90H61ZM74 88H76L75 90H79V92H75V90H74ZM83 88V89H82ZM106 88V89H105ZM177 88V89H176ZM217 88L218 90H215V89ZM227 90H226V89ZM52 89V90H51ZM55 89V90H54ZM81 89V90H80ZM106 90V91H104V92H102L103 90ZM121 90L120 91V93H119V90ZM177 90V92H176V90ZM211 89V90H210ZM212 89H214L215 91H216V93H218L217 95L214 93V90H212ZM231 90V93H227V91L228 92H230V90ZM234 89V90H233ZM255 89L257 90L256 92H255ZM4 90V91H3ZM9 90V92L7 93V91ZM21 90H23V92H25V93H21ZM51 90V91H50ZM82 90H84V92L82 91ZM180 91V93H179V91ZM208 90V91H207ZM18 91L20 92V96H19V93H18ZM48 91H50L49 93H48ZM75 93H74V92ZM82 93H81V92ZM88 91L90 92V93H88ZM109 91H111V92H109ZM116 91H118V92H116ZM217 91H219V92H217ZM46 92H47V94H46ZM51 92H52V94H51ZM60 92H63V93H60ZM87 92V93H86ZM108 92V93H107ZM210 92V93H209ZM225 92V93H224ZM239 92V91H238ZM237 92V93H238ZM40 93H42V92H40ZM77 93V94H76ZM84 93V94H83ZM116 93H118V94H116ZM212 93V94H211ZM220 93V94H219ZM233 93V94H232ZM237 93H235V95H237ZM253 93V94H252ZM9 94V95H8ZM15 94V95H14ZM27 94H31V95H27ZM50 94H51V96H50ZM87 94H90V95H87ZM195 94H196V96H195ZM202 94H204V96L202 95ZM207 94V96H205ZM215 94V95H214ZM252 94V95H251ZM10 95L12 96V97H10ZM27 95V96H26ZM49 95V96H48ZM75 95H76V97H75ZM77 95H78V99H77ZM85 95V96H84ZM202 95V96H201ZM238 95L236 96V97H238ZM254 95V96H253ZM255 95H257V96H255ZM26 96V97H25ZM30 96H33V97H30ZM74 96V97H73ZM176 96V97H175ZM217 96V97H216ZM230 96V97H229ZM243 96V97H242ZM250 96V97H249ZM27 97H29V98H27ZM69 97H71V98H69ZM83 97V98H82ZM120 97V98H119ZM165 97V98H164ZM199 97V96H198ZM235 96H234V99L236 98ZM239 97V98H240ZM254 97V98H253ZM5 98V99H4ZM11 98H13V100L15 99L16 100V102H15V100L13 101ZM35 98V99H34ZM74 98V99H73ZM82 98V99H81ZM123 98H124V100H123ZM202 98H201V100H202ZM213 98V99H212ZM217 98V99H216ZM252 98V99H251ZM18 99H20V98H18ZM22 99H26L25 101L24 100H22ZM46 99V100H45ZM70 99V100H69ZM73 99V100H72ZM121 99V100H120ZM227 99V100H226ZM233 99V100H234ZM254 99V100H253ZM48 100H50V101H48ZM69 100V101H68ZM226 100V101H225ZM242 100L243 99H241V103H242ZM18 101H19V104H21V102H22V104H23V106H22V104L20 105V107L19 108H21L22 109V107H23V109H22V111H25V113L23 112V117H24V120H22L23 119V117L21 116L22 115V111H21V109H19L18 108ZM24 101V102H23ZM69 102V103H67V102ZM161 101V102H160ZM208 101V102H209ZM218 101H216V103L218 102ZM230 101H231V103H230ZM230 101H227V102H229V107H228V104H226V106L227 107H225V110L227 109V108H230L229 110L227 109L226 111H228V113H230V114H228V115H232V114H235L234 116L236 117V115H237V113L236 112H238V115H241V114H239V113H242V117H243V119H239L238 120V118H236L235 119V117L233 116V119L234 120H232V119H230L231 121H233V123L231 122V123H229L230 125H228L229 126V129H231L232 130V127H233V130H234V127H236V125H237V128H238V130H236L235 129V132L237 131V134L235 135L236 137H238V139H239V137H240V139H241V141H239V140H237V138L235 137V138H233L234 140V142L236 143V142H243V140H242V138H246L245 139V141L246 140H249L252 136H258L261 132L263 133L264 131H262V130H264V120H263V118H264V104L262 105V107L260 106V107H258V106H256V104L254 105V106H252L251 108H255V106L256 107H258V108H256V109H252V110H250L249 111V109H250V107H248V108H246L244 111H245V113L247 112L248 114V116L244 113V112H241L240 110H238V109H242L244 106H243V103H242V105H241V103H240V100H239V102L237 101V100H235L236 102H234V101H232V100H230ZM6 104H5V103ZM15 102V103H14ZM41 102V103H40ZM204 102H206V103H204V104H202L201 102H200V104L197 106L198 107V109H202V110H200L199 112L201 113V111H205L204 112V114H205V117L206 118H208V119H211L212 118V120L213 119H215V121H213V124H216L217 122H219L220 121V118L218 117V116H221V115H219V113L221 114V112H220V110H222V112H223V109L222 108H224V105H223V103H219L218 102V105L219 106H221V105H223L222 106V108L221 107H219L217 104V106L218 107H216L215 105V110H217L216 108H220V110L218 109L217 111H219L218 113L214 110V108L212 109V111H211V109H210V111L208 110L209 108H208V106L207 105H205V104H207L208 102L207 101H204ZM157 103V104H156ZM164 103V102H163ZM162 103V104H163ZM185 103L187 104V105H185ZM239 103V105H240V108H238L239 107V105H237ZM67 104V105H66ZM167 104H166V106H165V104H163V107H158V109H160L161 111H162V113H164L165 111L164 110H162L163 108H165V110H167V112L169 113V114H175V113H177V114H182L183 112H184V109H181L182 111L179 113L177 110V112H173V110H172V107H171V109H170V107L168 108L167 107ZM172 104V105H171ZM221 104V105H220ZM63 105V106H62ZM174 105V106H173ZM12 106V107H11ZM22 106V107H21ZM38 106H39V108L41 107V110H39V112H36L37 111V109H39L38 108ZM126 106H127V108H126ZM208 108H206V107ZM235 106H238V107H236L235 108ZM65 107V108H64ZM178 108H176L175 107V109H178ZM238 108V109H237ZM245 108V107H244ZM261 108H263V109H261ZM152 110V111H150V110ZM197 109V108H196ZM198 109H197V112H198ZM207 109V110H206ZM3 110H4V112H3ZM16 110H19V112H18V114H16ZM27 110H28V113H27ZM179 110V109H178ZM237 110V111H236ZM253 110H257L256 112H257V114L256 113H254L253 114ZM5 111H7L8 112V115H5V113H7V112H5ZM10 111H11V113H10ZM180 111V110H179ZM207 111H208V116H206V114H207ZM229 111H232V112H229ZM236 111V112H235ZM261 111V112H260ZM43 112V113H42ZM167 112H165V113H167ZM196 112V111H195ZM196 112V113H197ZM199 112H198V114H199ZM202 112V113H203ZM209 112H210V114H209ZM255 112V111H254ZM260 112V113H259ZM4 113V114H3ZM16 114V118H18V116L20 117V118H18V121H20V123L18 122V121H15V117H14V115ZM28 114V116L27 115H24V114ZM35 113H37L35 116H34V114ZM81 113V114H80ZM102 113H103V115H105V116H103L102 115ZM162 113H160V116L162 115ZM185 113V112H184ZM201 113V114H202ZM223 113H225V112H223ZM232 113V114H231ZM244 113V114H243ZM251 113V114H250ZM259 113V114H258ZM3 114V115H2ZM9 114H10V116H9ZM12 114H13V116H12ZM20 114V115H19ZM158 114V113H157ZM204 114H202V116L204 115ZM39 115V116H38ZM42 115V116H41ZM226 115H227V113H226ZM237 115V116H238ZM258 115V116H257ZM7 116H9V117H7ZM14 117L15 119H14V122H15V124H14V122H9L8 123V121H11V119L13 120V118H10V117ZM25 116H26V118H25ZM159 116V115H158ZM158 116H157V119L156 120H158L157 121V123H160L161 124V121H160V117L158 118ZM179 116V115H178ZM177 116V117H178ZM200 116V115H199ZM197 117V119L199 118V120H198V122H201L202 121V117ZM244 116L246 117H250L251 118V120L253 121V119L252 118H254V116H255V120L254 121H256V119H257V121H256V125H258V126H256L255 125V123H254V121L252 122L253 124H251L250 123V125L249 124H241L243 127H240V123H247L248 121H250V119L248 118V120H247V117L246 118H244ZM257 116V117H256ZM21 117H22V119H21ZM149 117V118H148ZM173 117V118H172ZM177 117L174 115V116H170L169 117V119H168V117H167V119H168V121L172 118V121H176V119H177ZM204 117V116H203ZM223 117V116H222ZM225 117V116H224ZM229 117V116H228ZM5 118V119H4ZM8 118V119H7ZM180 118V117H179ZM240 118V117H239ZM22 121H21V120ZM217 119H219L218 121H217ZM4 120V121H3ZM98 120H100L99 122H100V124H101V122H103L102 124L104 125L102 128H101V125L99 124V122H98V124H97V121ZM155 120V119H154ZM152 121V122H155L156 123V120L155 121ZM242 120V121H241ZM259 120L261 121V120H263V123L262 122H260V123H262V125H260L259 126ZM5 121H7V122H5ZM160 121V122H159ZM171 121V120H170ZM217 121V122H216ZM22 122H24L23 124H25V125H23L22 124ZM26 122V123H25ZM131 122V123H130ZM216 122V123H215ZM234 122H236L235 124H234ZM12 125H11V124ZM31 123H33V124H35V125H32ZM106 123H108V124H106ZM130 125H129V124ZM259 123V124H258ZM4 124V125H3ZM8 124H10V125H8ZM23 125V128L22 127H20L19 129H20V132H21V130H22V134L20 133V132H18L19 130H15V129H18V127L19 126H22ZM27 124V125H26ZM28 124H30L31 126V130H30V127H29V125ZM96 124L98 125V126H96ZM134 124H135V126H134ZM234 124V125H233ZM8 125V126H7ZM19 125V126H18ZM99 125H100V127H99ZM107 125V126H106ZM126 125H128V127L129 126H131L130 128H128ZM152 125H154V123H152ZM158 125V124H157ZM153 126V127H158V126H160V125H158V126ZM251 125H253V128H252V126ZM6 126H7V128H6ZM14 126H16V128L14 127ZM34 126H35V128H34ZM106 126V127H105ZM126 126V127H125ZM137 126V127H136ZM228 126H226L225 127V129H223L225 132H221V134H226V133H228L227 131H228ZM247 126H250V127H247ZM27 127V129H24V128H26ZM33 127V128H32ZM99 127V128H98ZM231 127V128H230ZM246 127V128H245ZM259 127V128H258ZM261 127V128H260ZM15 128V129H14ZM22 128V129H21ZM87 128H88V130H87ZM193 128V127H192ZM242 128H245L244 130H243V132L246 130V131H248V134H247V132L245 131L244 133L243 132H239V130L241 131V129ZM248 128V129H247ZM253 129V132H252V129ZM255 128V129H254ZM258 128V129H257ZM34 129H36V130H34ZM39 129V130H38ZM83 129H86V133H84L85 132V130L84 131H81V130H83ZM91 129H95V130H91ZM97 129H100V130H97ZM112 129V130H111ZM27 131V133H26V131ZM89 130H91L92 132L90 133L89 132ZM251 130V131H250ZM256 130H258V132L256 131ZM28 131H30V132H28ZM33 131H35V132H33ZM38 131H40L39 133H38ZM97 131H99V133L97 132ZM259 131H261L260 133H259ZM37 132V133H36ZM56 133V135H55V133ZM101 132V133H100ZM144 132V133H143ZM249 132H251V133H249ZM18 133L19 134H21L22 136H24L23 138H25V139H23L20 135L18 136ZM24 133H26V134H24ZM29 133V136L27 135ZM33 134L32 136H31V134ZM51 133H52V135H51ZM54 133V134H53ZM94 135H93V134ZM112 133H110V134H112ZM134 133H135V131H134ZM155 133V132H154ZM157 133V132H156ZM155 133V134H156ZM238 133L239 134H247V135H251V134H253L252 136H248V137H245L244 135H243V137H241V136H239L238 135ZM257 133H259L258 135H256ZM38 136H37V135ZM40 134H43V135H45L44 136V139H42L43 137V135H41L40 136ZM221 134L219 135V136H221ZM255 134V135H254ZM25 135H26V137H28V139L25 137ZM34 135H35V137L36 138H39L40 140H37L35 137H34ZM86 135H89L88 136V138L86 137ZM101 135V136H100ZM130 134H128V136H129ZM233 135H234V133H233ZM246 135V136H247ZM261 135V134H260ZM11 138H9V137ZM48 136V137H47ZM61 137V139H60V137ZM91 136H94L95 137V139H93L92 140V138H90ZM122 136H124V137H122ZM262 136H264V135H262ZM4 137V138H3ZM16 137H18V138H16ZM20 137V138H19ZM30 137V138H29ZM32 137L33 138H35V139H33L34 141H32L31 139H32ZM53 137V138H52ZM82 137V138H81ZM93 137V138H94ZM231 137H233V136H231ZM2 138V139H1ZM50 138H52V139H50ZM57 140H59V141H56L55 139ZM63 138H65L64 140H67V141H64L63 140ZM74 138V139H73ZM117 138V139H116ZM118 138H120V140L118 139ZM121 138H124V139H121ZM224 138V137H223ZM222 138V139H223ZM225 138H226V135H225ZM229 138V137H228ZM253 138V137H252ZM13 139V140H12ZM14 139H15V142H14ZM19 139V140H18ZM48 139V140H47ZM73 139V140H72ZM90 140L91 142H89V144L88 145H90L89 146V148L88 149H90V150H92V151H94L93 153H95V155L94 156H96V160L95 161H99L100 162V160H101V162H100V164H103L102 162H104V163H109V162H111V167H110V165L108 166V165H106V167H105V165H103V166H101V167H104L103 168V170H102V168H101V173H103V175L102 176H100L102 179H100V177H98L99 178V180L102 182H99V181H97V183L96 184H98L99 183V185H96L95 183H93V184H95L94 186H91V185H88L89 186V188L91 187L92 188V191L93 190H96V188H97V186H98V189H97V191H94V192H92L91 191V188H90V191L88 192V194L86 193L88 190H89V188H88V186H86V184H90V183H92V182H95V181H92V182H90L89 181V179H85L86 178V176H82L81 174V172H83V171H81L82 170V166H86V164L87 165H93V163H90V159L91 158H85V159H80V160H82V161H84L83 163H85V165L83 164L81 167H79V165H78V163H76L75 164V161H74V164L72 163L71 165H70V167L71 168H73V167H75L76 168V165H78V170L75 172V170L76 169H74V171H71V169L70 168H68V165L67 164H70L71 162H73L72 160H73V157L76 155L77 156V154H78V159H79V157L81 156V148H82V146H81V148L79 149V147H80V144H79V142L81 141V143L82 142H84V144L82 143L81 145H83V146H85V148H83L82 149V151L84 150V149H86V146H87V143H88V141L87 140ZM230 139V138H229ZM3 140H4V142H3ZM5 140H6V142H5ZM10 140L11 141H13L14 142V144L16 145H14L13 146V144H12V142L10 143ZM26 142V147H28L29 149H27L26 147H24L23 145L25 144L24 143V141ZM29 140V141H28ZM31 140V141H30ZM45 140V141H44ZM47 140V141H46ZM51 140H52V142H51ZM74 140H76L75 142H74ZM127 140V139H126ZM125 140V141H126ZM226 140V139H225ZM228 140V139H227ZM227 140H226V142H227ZM231 140H232V138H231ZM255 140V139H254ZM259 140H261V138H260V136H258V141ZM263 140V139H262ZM7 141H8V143H7ZM22 141H23V143H22ZM37 143H36V142ZM42 141V142H41ZM53 141H55L56 143H59L60 141H62L61 142V144H63V146H65V145H68L69 143H71L72 142V147H71V145H69V146H66L65 148H63L62 147V145H61V147H58V146H60L59 144H58V146H57V144L56 143H54L53 144ZM78 141V142H77ZM123 141H121V142H123ZM124 141V142H125ZM166 141V140H165ZM220 141V140H219ZM244 141V142H245ZM253 141V140H252ZM257 141V140H256ZM256 141L254 142V146H255V149H253V150H258L259 149V147L261 148V146L259 145V142L258 143H256ZM28 142V143H27ZM32 142H33V144H32ZM40 142V143H39ZM45 142V143H44ZM46 142H48L49 143V145H50V149H51V151L53 150V151H55L56 153H53V152H51V151H49V145L46 143ZM65 142V143H64ZM66 142H67V144H66ZM160 142V141H159ZM179 141H177V143H178ZM230 142V141H229ZM232 142V141H231ZM2 143L4 144V145H2ZM7 143V144H6ZM12 144V145H10V144ZM21 144L22 145V147L23 148H25V149H27V150H29V151H26L25 149H21V150H25L26 152H28L27 154H25L24 155V152L23 151H21V150H19V147H18V144ZM33 145L31 148L33 149H31L29 146L31 145V144ZM42 143L45 145V147H46V149H45V147H44V145H42ZM76 143H77V145H79L78 146V149H77V145H76ZM86 143V144H85ZM119 143H117V141H116V145L117 144H119ZM161 143L162 144H165V142H163V141H161ZM176 143V142H175ZM182 143V142H181ZM180 142L178 143V145L179 144H181ZM219 143V142H218ZM233 143V142H232ZM248 143V142H247ZM250 143V142H249ZM6 144V145H5ZM27 144H29V145H27ZM37 144V145H36ZM224 145V146H227L226 145V143H225V141H220V145ZM241 144H244V143H241ZM251 144H253L252 142H251ZM260 144H263V142L261 141L260 142ZM36 145V146H35ZM47 145V146H46ZM54 145H56L55 147L56 148H54ZM93 145H94V143H93ZM105 145H107V144H105ZM182 145L183 144H181V145H179L180 146V148H183L182 147ZM7 146H10V147H7ZM20 146V145H19ZM108 146V145H107ZM164 146V145H163ZM167 146H169V144H167ZM166 145H165V147H167ZM215 146H216V148H213L214 147V145H213V149L215 150V149H217L218 147H217V145H216V143H215ZM263 146H264V144H263ZM37 148L38 147V152L36 153L34 150H36V149H34V148ZM39 147H40V149H39ZM44 147V148H43ZM68 147H70V149L68 148ZM74 147V148H73ZM16 148V149H15ZM43 148V149H42ZM58 148H60V149H58ZM65 150H70L69 151V153L71 152V151H73V154H71L70 153V155L71 156H68L69 155V153L67 154V152L68 151H64L63 149ZM76 148V149H75ZM99 148V147H98ZM104 148H106V147H104ZM179 148V147H178ZM203 148V149H202ZM202 148H198V149H194V150H190V149H185V147H184V151H186L185 153H184V155H190V153H192L193 154V152L194 151H196V153H194V155L195 156H200V154L198 153V152H200L201 151V149H202V152H201V154L204 152V146L202 147ZM252 148H253V146H252ZM87 149V150H88ZM262 149L264 150V148L262 147L261 148V150L260 151H262ZM0 150V156L1 155H3V156H6L4 153L2 154V151ZM10 150H12V152L14 151V152H16V151H19V153L18 152H16V154H18V155H20V153H21V155H20V157H19V159L18 158H16L15 157V159L16 160H13L14 159V157L12 158L10 155L12 154V155H14ZM39 150H42V152H41V154H40V152H39ZM45 150V151H44ZM46 150H47V152H46ZM64 151V152H62V151ZM74 150H76V152H77V154H74ZM89 150V151H90ZM100 150V149H99ZM106 150H110L109 149V147H107V149ZM205 150H206V148H205ZM253 150L251 151L250 150V152L251 153H256L255 151L253 152ZM49 151V152H48ZM102 151V150H101ZM111 151V150H110ZM249 151V150H248ZM247 151V152H248ZM260 151H258V152H260ZM7 152V151H6ZM11 152V153H10ZM25 152V153H26ZM45 152V153H44ZM106 152V151H105ZM246 152V151H245ZM250 152H248V154L250 153ZM9 153H10V155H9ZM30 153H32L31 155H30ZM40 155H39V154ZM48 153H50V155L48 154ZM64 153V154H63ZM66 153V154H65ZM96 153H98L97 155H96ZM198 153V155H196ZM250 153V154H251ZM52 154V155H51ZM54 154V155H53ZM58 156H57V155ZM90 154H92V153H90ZM133 155H132V159L134 160V161H138L137 160V158H135L134 157V152L132 153ZM245 154V153H244ZM248 154H246V155H248ZM18 155H16V156H18ZM28 155V158L30 157V156H32V157H30L29 159L28 158H25L26 156ZM30 155V156H29ZM46 157H45V156ZM48 155V156H47ZM66 155V156H65ZM72 155H74V156H72ZM111 156V157H109V156ZM113 155V156H112ZM169 157H167L168 158V160L167 161H169V160H171V158H172V160H171V162L169 161V163H170V165L168 166L167 164H166V162H165V167H164V157H166V156H163V159H162V161L161 162H163V163H161L159 160L160 159H158L155 163L157 164H155L154 163V161H152V162H147L146 164H145V162H144V165L143 166H141L143 169H149V170H147V171H141L142 170V168H141V170H139V171H141V172H144V173H140V174H138L139 172H136L137 174H127V175H129L128 176V178L129 177H140V176H142V174L144 175L143 177H146V175L147 174H150V175H148V176H152V177H154V175H151V174H153V173H155V176L156 177H154V178H156V180H157V178H164V180H161V181H169V180H172L173 181V183H174V181L177 183L178 182V180H181V176H182V178H183V175H181V174H177V173H179L181 170H182V166L179 168V169H181V170H179V169H177V171H176V166L175 167H173L174 168V170H173V168L172 167H170V166H172V165H175V164H177V163H185V164H182V165H184V166H187V168H184L185 170H187L188 169V166L190 167L189 168V170L190 169H193V174H191V175H194L195 176V174H197V172H198V170H201L200 169V167H207V168H209L208 166H206V164H204V166H200V167H198L197 166V168H199V169H195V167L196 166H193V165H200V162H201V160H200V158H199V160H196V161H190L191 162V166H190V164H189V162H187V160H186V162H185V158L182 160L181 158H183V157H185V156H183V154L181 155V157L180 156H178V155H176L177 156V158L174 156V155H169V154H167ZM11 158H10V157ZM15 156V155H14ZM43 156H44V158H43ZM54 156H56V157H54ZM60 156V157H59ZM68 156V157H67ZM93 156V157H94ZM100 156V157H99ZM136 156V155H135ZM139 157H140V155H138ZM137 156V157H138ZM183 156V157H182ZM253 156H255V155H253ZM252 155H251V157H253ZM24 157V158H23ZM33 157H35V159L33 158ZM102 157L104 158V159H102ZM107 157H109V158H107ZM180 157V158H179ZM189 157V156H188ZM187 157V158H188ZM249 157V156H248ZM34 159V161H42V163H41V166H39L38 167V163L39 162H34L33 160H30V159ZM41 158L42 159H44L45 161H46V163H47V165H46V163H45V161L44 160H41ZM54 158V159H53ZM57 158H58V160H59V162L57 163V165L59 166V167H55V165H56V161H55V159L57 160ZM75 158V157H74ZM95 158V157H94ZM162 158V157H161ZM12 159V160H11ZM22 159V160H21ZM23 159H26L25 161H29L31 164H33V162L34 163H36V165L35 164H33V168L30 166V168H32L31 170L32 171H28V169H29V167H28V169H26L27 171H26V173H28L29 174V172H30V175H29V177H30V179H33L36 175H32V174H37L38 176H36L35 177V179H34V181L33 180H31V182H30V180H29V177H28V175L26 174H24V177L26 178V177H28V179L26 180L25 178H23V176H21V174H19V173H13V170H14V172H20V171H22L21 173H24L25 171H23L25 168H27L26 166H28V165H30V164H27L26 162V164H24V162H23ZM28 159V160H27ZM52 159H53V162H51L52 161ZM61 159V160H60ZM140 159V158H139ZM173 159H177L176 161L175 160H173ZM194 159H196V158H194ZM204 160L206 159V158H203ZM6 160H8V161H6ZM9 160H11L12 162L14 161V165L16 164V163H18V164H16L15 166H19V168L21 169H23V166H24V169L23 170H19V168H15V166H13L12 164H11V161H9ZM75 160H77L76 158H75ZM79 160V161H80ZM106 160L108 161V162H106ZM206 160H208V159H206ZM60 161H62L61 162V164L62 163H64V162H68V161H70V163L68 162L67 164L66 163H64V164H66V165H64V167L66 166V168H68V169H70V173H73V175H74V177L73 176H71V174L69 173V176H70V178H69V176H67L66 174H64L63 172H65V170H63L62 171V166L60 165ZM82 161H80V163L82 162ZM199 161V162H198ZM209 161V160H208ZM4 163V166H3V163ZM8 162V163H7ZM22 162H23V165H22ZM28 162V163H29ZM43 162H44V164H43ZM113 162H114V160H113ZM158 162V163H157ZM175 164H174V163ZM202 162H203V160H202ZM10 163V166L8 165ZM159 163H161V165L159 166ZM181 163H180V165H181ZM43 164V165H42ZM82 164V163H81ZM148 164V165H147ZM189 164V165H188ZM26 165V166H25ZM39 165H40V163H39ZM46 167H45V166ZM51 166V168H50V171H51V169H52V166H54L53 167V169L52 170H55L54 168H56V170H57V168H58V170L60 171V169H61V172L65 175V176H62L60 173H59V176H60V179H59V177L57 176L56 178L58 179V180H56V179H52V178H50L51 176H50V174L51 173H49L50 171L47 169L49 166ZM72 165H73V167H72ZM119 165V164H118ZM151 165V166H150ZM154 165H156V167L157 166H159V167H161V166H163L164 168H158V169H156V167H153ZM179 165V166H180ZM203 165V164H202ZM223 165V164H222ZM120 166V165H119ZM128 166V165H127ZM226 165H224L223 167H225ZM1 167V166H0ZM12 167H14L13 169H12ZM38 169H40V168H42L43 169V171H41V169L40 170H37V168ZM108 167H110L109 169H108ZM121 167V166H120ZM123 168H124V170H123V168L121 169L122 171H125L126 173H128L129 171H130V169H128V167H126V165H123L122 166ZM170 169V170H168V168ZM227 167V166H226ZM36 168V169H35ZM47 170H46V169ZM80 168V169H79ZM85 168V167H84ZM83 168V169H84ZM86 168H87V166H86ZM84 169V170H87L86 172H87V174H89L90 172H89V170H88V168L87 169ZM130 168V167H129ZM222 168V166L220 167L219 165H216V166H214L213 167V172L215 173V171L219 174V175H222L223 176V173H220L219 171H223V170H225V169H221ZM16 169H18V170H16ZM34 169H35V172L33 173V171H34ZM45 169V170H44ZM104 169H106L107 171L105 172V170ZM120 169V168H119ZM118 169V170H119ZM153 169V170H152ZM171 169L173 170V172L174 171H176L174 174H177L176 175V177H174L173 175L174 174H172V171H171ZM203 169V168H202ZM30 170V169H29ZM57 170V171H58ZM67 170V169H66ZM121 170H119V174L120 175H118V176H120V178H122V172H121ZM151 170V171H150ZM163 170H164V172H166L167 173V175H166V173H164L163 172ZM209 170V169H208ZM38 171H40L41 172V174H40V172H38ZM81 171V172H80ZM104 171V172H103ZM169 171H171V173L169 172ZM194 171H196V172H194ZM226 171V170H225ZM255 171V170H254ZM253 171V172H254ZM2 172H5V174L3 173L2 174ZM46 174H45V173ZM52 172V174H53V171H51ZM56 172V171H55ZM78 172H80V174L78 175ZM85 172V171H84ZM85 172V173H86ZM124 172V173H125ZM146 172H148L147 174H146ZM157 172V173H156ZM32 173V174H31ZM49 173V174H48ZM67 173H68V170H67ZM109 173L107 174L108 176H109ZM199 173V172H198ZM45 174V175H44ZM56 174V173H55ZM160 174V175H159ZM255 174H256V176L257 175H259L260 173L258 172V174H257V172L255 171ZM2 175V176H1ZM14 175V176H13ZM40 175H41V177H40ZM46 175H47V177L49 176V178H48V180L46 179L47 177H46ZM127 175H126V178H127ZM137 175H139V176H137ZM216 175V174H215ZM226 175V174H225ZM246 175H249V176H251V174H246ZM254 175V174H253ZM4 176H5V178H4ZM105 176H106V174H105ZM108 176H106V177H108ZM170 178H169V177ZM173 176V177H172ZM221 176V177H222ZM255 176V175H254ZM12 177V178H11ZM16 177H15V179H16ZM31 177H33V178H31ZM38 177V178H37ZM40 177V178H39ZM45 178V179H43V178ZM64 177V178H63ZM124 177V176H123ZM178 177V178H177ZM1 178H4V179H2L1 180ZM25 179L26 181H24L23 179ZM42 178V180L41 181H44L43 183L40 181V179ZM55 178V177H54ZM65 178H66V181H65ZM76 178V179H75ZM97 178V179H98ZM125 178V177H124ZM126 178H125V180H126ZM127 178V179H128ZM177 178V180H175ZM222 178H224V177H222ZM36 179H38L37 181H36ZM61 179L64 181L63 183H66V184H63L62 183V181H61ZM72 179H73V182L75 181L76 182V184H75V182L73 183V184H75V186L74 185H71L72 184ZM94 180H97V179H95V178H93ZM13 180V179H12ZM56 180V181H55ZM69 180V181H68ZM71 180V181H70ZM92 180V179H91ZM223 180V179H222ZM4 182V184H2L3 182ZM28 181L30 182V184L28 185ZM36 181V182H35ZM48 181V182H47ZM60 181V182H59ZM82 183L81 185H79L80 184V182ZM122 181H124V179L122 180ZM122 181H118L117 179L116 180H114V184L116 185V186H118L117 184H119V185H123V182ZM26 182H27V185H26ZM32 182H34V185L36 186L38 183L40 184V182H41V184H44L45 185V183L47 184V185H49L50 186V184H51V189L53 190V192H52V190L49 188V190H48V188H46V186H44V185H42L43 186V189L44 188H46V190L47 191H49V192H52V194L51 193H49L48 194V196H49V199H48V196H45L46 197V199H45V197H41V195L40 196H38V194L39 193H41V194H43V191H39L38 189H36V192H38V194L37 193H32L33 194V197L35 198H33L32 197V195L30 194L31 192V189L32 190H35V189H33V188H35V186L32 184ZM38 182V183H37ZM49 182H51V183H49ZM57 182V183H56ZM90 182V183H89ZM160 182V181H159ZM159 182H157L156 181V184H159ZM35 183H37V184H35ZM54 183V184H53ZM60 183H62V184H60ZM67 183H68V185H67ZM79 183V184H78ZM83 183L85 184V186H86V188L88 189H84V191H82V188H85V186L83 185ZM109 183V184H108ZM117 183V184H116ZM9 184V183H8ZM11 184V183H10ZM14 184H12V185H14ZM38 184V186L40 187V185ZM61 185V188H59L60 187V185ZM69 184H70V186H74V187H70V189H72L71 190V192H69L68 190H66V189H69L68 187H69ZM107 184V185H106ZM160 184H161V182H160ZM159 184V185H160ZM12 185H9V187L10 186H12ZM34 186V187H32V186ZM63 185V186H62ZM22 186H27V188L25 189L26 190V193H25V191H23L24 190V188L25 187H23V189L21 190V193L23 194V193H25V195L23 194V195H21V193H20V189H21V187ZM38 186H36V187H38ZM52 186H53V188H52ZM58 186V187H57ZM64 186H66L67 188H65ZM79 186V188L77 189V187ZM145 186H147V185H145ZM30 187H32L31 189H30ZM54 187H55V189H54ZM80 187H81V191L82 192H80V193H84L83 195H81V194H79V190H80ZM95 189H94V188ZM101 187V188H100ZM9 190H8V189ZM19 188V189H18ZM65 188V189H64ZM76 188V189H75ZM132 189V191L131 190H129L128 192H121L122 194H123V196H121L123 199L125 198H127V197H129V195H131L132 196V192L134 191L135 192V190H133V187H131ZM135 188V187H134ZM15 189V190H14ZM30 189V191H28ZM58 189V190H57ZM62 189H64L63 191L60 190ZM69 189V190H70ZM5 190V192H3ZM40 190H41V187H40ZM45 190V191H46ZM76 190H78L77 192H76ZM105 191V193L102 191V192H100L101 193V196H98V195H100V193L98 192V191ZM159 190H161V189H159ZM8 191V192H7ZM28 191V192H27ZM44 191V192H45ZM55 191V192H54ZM59 191V192H58ZM86 191V192H85ZM7 192V193H6ZM30 192V193H29ZM58 192V193H57ZM61 192H63V193H61ZM69 192V193H68ZM97 192V193H96ZM107 192V193H108ZM114 192H117V191H114ZM119 192V191H118ZM139 192V191H138ZM6 193V194H5ZM16 193H18V194H16ZM65 193H67V194H65ZM71 193H73V194H71ZM89 193H91V195L89 194ZM93 193V194H92ZM94 193H96V194H94ZM102 193H103V195H102ZM128 193V194H127ZM130 193V194H129ZM135 193H137V191L135 192ZM142 192H140L139 194H141ZM54 194H56V195H54ZM57 194H60L59 195V197H58V195ZM73 195L74 197H72L71 195ZM78 194V195H77ZM87 194V195H86ZM117 194V193H116ZM18 195H21V197L22 196H24V197H22V198H20ZM44 195H47V193L45 192V194ZM80 195V196H79ZM86 196V198H83V197H85ZM88 195H90L89 197H91L92 198V200L88 197ZM92 195H93V197H92ZM119 195V194H118ZM121 195V194H120ZM27 196L28 197H32V201L31 200H27V199H29V198H27ZM54 196V197H53ZM71 196V197H70ZM76 196V197H75ZM81 196H83L82 198H81ZM98 196V197H97ZM133 196H134V193H133ZM18 197H19V200L20 201H22V204L19 202V200H18ZM70 197V198H69ZM79 197V198H78ZM5 198V197H4ZM44 198V199H43ZM56 198V199H55ZM62 200H61V199ZM69 198V199H68ZM72 198V199H71ZM77 198V199H76ZM121 198V199H122ZM34 199V200H33ZM47 199H48V201H47ZM51 199H54V201L52 200L51 201ZM73 199H75V201H76V203H80L79 204V206H78V204H75V202H74V205H76V206H78V207H76V206H74L73 205V208H72V205L71 204H73V203H70V202H72V200ZM100 199V200H99ZM38 200V201H37ZM67 200H69V202L67 201ZM83 200H86V201H83ZM94 203H92L91 201ZM94 200V201H93ZM7 201H8V203H7ZM23 201L25 202V204L27 205H29V206H26L24 203H23ZM29 201V202H28ZM59 201V202H58ZM77 201H79V202H77ZM89 201V202H88ZM99 201L101 202V205H99V206H101V207H97V208H102L103 209V207H104V209H103V211H101L100 209V212L102 213H98L97 211H99L95 206L96 205H98V203H99ZM14 202V203H13ZM65 202V203H64ZM7 203V204H6ZM12 205V204H14L13 206H11L10 204ZM30 203H31V205H30ZM55 203V205H53V204ZM58 203V204H57ZM61 203V204H60ZM64 203V204H63ZM84 203V205H82ZM86 203V204H85ZM9 204V205H8ZM18 204H21L20 206L18 205ZM38 204V203H37ZM42 204H44V205H42ZM61 206H60V205ZM63 204V205H62ZM67 204V207L65 206ZM104 204H105V202H104ZM25 205V206H24ZM70 205V206H69ZM89 205H90V207L92 206L93 207V209H91L90 207H89ZM11 206V207H10ZM19 206V207H18ZM42 206H43V208H42ZM66 207L65 208V211H67V212H65L64 211V209H61V211L63 210L65 213H67V215L66 214H64V212H61V211H59V207L60 208H62V207ZM82 206H84L83 208V210H82V212H84V213H86V215H87V217H84V216H86L84 213H82V212H80L81 211V209H82ZM108 208H107V207ZM116 206H119L120 207V204L119 203H117L116 204ZM2 207V208H1ZM9 207V208H8ZM13 207V208H12ZM77 209H75V208ZM86 207V208H85ZM11 208V209H10ZM15 208V209H14ZM46 208V207H45ZM44 208V209H45ZM57 208H58V210H57ZM70 208V210H68ZM16 210V209H18V210H16V212L14 211V210ZM44 209H43V211H44ZM67 209V210H66ZM75 209V210H74ZM80 211H79V210ZM87 209V210H86ZM94 209H96L95 211H93ZM10 210V211H9ZM29 210H30V212H29ZM54 211V212H53ZM76 211H77V213H82L81 215L84 217L83 219L81 218L82 216H79L77 213H76ZM105 211L106 212H108V213H105ZM58 214H57V213ZM69 212H71V213H69ZM89 212V213H88ZM13 213H16L15 215L13 214ZM89 215H88V214ZM94 213H98V214H96L95 216H93V217H90V215L92 216V215H94ZM104 213H105V215H104ZM69 214V215H68ZM84 214V215H83ZM107 214V215H106ZM14 215V216H13ZM40 215H41V217H40ZM46 215V214H45ZM66 215V216H65ZM76 217H78V219H79V221L76 219H74V217L75 216ZM42 216H43V218H44V221H46V219L47 220H53V221H49V223H47V222H44V221H41V220H43V218H42ZM54 216V217H53ZM69 216V217H68ZM73 218H72V217ZM47 217V218H46ZM58 219H57V218ZM59 217H60V219H59ZM71 220V218H72V221H70L68 218ZM89 217V218H88ZM107 217V218H106ZM2 218H4V221H3V219ZM42 218V219H41ZM50 218V219H49ZM51 218H53V219H51ZM6 219V220H5ZM14 219V220H15ZM57 219V221H55V220ZM67 219H68V221H67ZM80 219H82V220H80ZM87 219H89V220H87ZM23 220V221H22ZM58 220H59V222H58ZM74 220V221H73ZM39 221H41V222H39ZM27 222V223H26ZM44 222V223H43ZM54 222V223H53ZM56 222V223H55ZM58 222V223H57ZM40 223V224H39ZM11 224L12 225H14V227H16V228H14V229H18V231L17 230H15L14 231V229L12 228V227H10L11 226ZM49 224V225H48ZM84 224V225H83ZM97 224V225H96ZM40 225H44V227H45V225H47L46 227L47 228H50L49 230H52V232L53 233H55V236L53 235L52 236V233L50 234V233H48V232H46L47 231V229H46V227L45 228H43L42 226H40ZM50 225H52L51 227H50ZM41 227V229H39L40 227ZM18 227H20V228H18ZM38 227V228H37ZM54 227V228H53ZM92 227H93V229H92ZM4 228V229H5ZM51 228H53V229H51ZM12 229H13V231H12ZM54 229H56V230H58L57 232H56V230H54ZM64 229V230H63ZM69 230H70V228H68ZM1 231L3 230V229H0ZM39 230H41V231H39ZM48 230V231H49ZM54 230V231H53ZM64 232V234H62V236L60 235H58V234H60L62 231ZM75 230V229H74ZM0 231V232H1ZM6 231H7V233L10 235H7V233H6ZM10 233H9V232ZM19 231H21V232H19ZM59 231H61V232H59ZM14 232H16V233H14ZM24 232H25V230H24ZM50 232V231H49ZM62 232V233H63ZM70 232H71V230H70ZM2 233H3V231H2ZM2 233H0V239H1V234ZM3 233V234H4ZM42 233V232H41ZM2 234V235H3ZM67 234V235H66ZM5 235L2 237V239L0 240V250H1V248L2 247H4V245L5 244H7V245H9V246H7L6 248H4V249H7L8 247H10V244H9V242H7L6 243V241L4 242V241H2L3 240V238H5ZM65 235V236H64ZM73 235V234H72ZM90 235V234H89ZM40 236V235H39ZM84 238H83V237ZM12 237V238H11ZM34 237V239H35V236H33ZM68 238L69 240V242H71L72 243V241L74 240H76L77 239V237H78V239H80L81 241H82V243L84 242H86V244H84L86 247H87V250L89 251V250H91V251H89L88 253H90V255H87V254H85L86 253V249H84L85 251V253H82V249H83V247H82V245L83 244H81V242L79 243V245H81V246H76V244L75 245H73L74 246V249H73V251H71L72 249H68V246L66 245V248L67 249H65V250H67L64 254L61 252L62 250H64V248H65V246H64V244H63V246L64 247H62V238L64 239V238ZM14 238V239H13ZM24 238V239H25ZM42 237L40 236V238H38V240H40ZM61 238V239H60ZM5 239V240H6ZM33 239V238H32ZM55 239L53 240V241H55ZM14 240V241H13ZM38 240H36V242H34V245H37L38 243H37V241ZM46 240V241H45ZM24 241V242H23ZM66 242V240L64 241L63 240V242H66L65 244H69V242ZM73 241V242H74ZM2 242L4 243V245H1L2 244ZM13 243V244H12ZM36 243V244H35ZM43 243H44V245H43ZM70 243V244H71ZM93 243V244H92ZM14 244V245H15ZM51 244V245H50ZM52 244L55 246V248H54V246L52 247ZM78 244V243H77ZM72 245H70V247L69 248H71V246ZM83 245V246H84ZM6 246V245H5ZM37 246H39V245H37ZM36 246V247H37ZM48 246V247H49ZM91 246V247H90ZM33 247V248H32ZM80 247H82V249L80 248ZM85 247V248H86ZM37 249V250H39L41 253H43L44 254V258L45 259H43L42 257H41V255H43V254H41V255H39L40 257H41V259L44 261H46V259H47V261L45 262L44 261V263H43V261H41L40 262V259H38L37 260V258L35 257L36 256V254H38L39 252L38 251H36L35 249ZM41 248V249H42ZM73 248V247H72ZM77 250H76V249ZM80 248V249H79ZM93 248V249H92ZM3 249V248H2ZM4 249H3V253L2 252H0L1 253V255H0V262H1V264H4V263H6V264H11L12 262H11V260L12 259H10V261H9V258L8 257H10V255L12 256L14 253H11L10 254V252H11V249H10V251L7 253V250L9 249H7V250H5L6 251V253L4 252ZM20 251H19V250ZM32 249H34V250H32ZM14 250V249H13ZM64 250V251H65ZM2 251V250H1ZM19 251V252H18ZM74 251H76V252H74ZM80 253H82V255L84 256V259H83V256H81L82 257V259H80L81 257H76L75 255H78V253L79 252ZM35 252H37L36 254H35V256H34V253ZM6 254V257L3 255V254ZM52 253V254H51ZM73 253H75V254H73ZM9 256H8V255ZM54 254V255H53ZM62 254H63V257H62ZM46 255V256H45ZM60 255V256H59ZM71 255H73V257L71 256ZM8 256V257H7ZM19 256V257H20ZM32 256V257H31ZM38 256V255H37ZM57 256V257H56ZM2 257L4 258V260L2 259ZM33 259V261L31 260V258ZM36 259H35V258ZM50 257V258H49ZM53 257V258H52ZM61 257V258H60ZM92 257V258H91ZM8 258V259H7ZM11 258V257H10ZM26 258H27V261H26ZM39 258V257H38ZM6 259V260H5ZM52 259H54V260H52ZM87 259V260H86ZM15 260V261H14ZM67 260H68V262H67ZM2 261H4V262H2ZM21 261V262H20ZM51 261V262H50ZM53 261V262H52ZM8 262V263H7ZM11 262V263H10ZM49 262V263H48ZM12 263V264H13Z\"/></svg>","mask_w":264,"mask_h":264},{"label":"bare ground","instance_id":"6f19581e","mask_svg":"<svg viewBox=\"0 0 264 264\" xmlns=\"http://www.w3.org/2000/svg\"><path fill=\"white\" fill-rule=\"evenodd\" d=\"M2 1H4V0H2ZM133 1H135V0H133ZM141 1V0H140ZM147 1V0H146ZM146 1H145V4H146ZM149 1H152V0H149ZM184 1V0H183ZM182 1V2H183ZM190 2H192L191 0H189ZM1 2V1H0ZM142 2H143V0H142ZM148 2V1H147ZM177 2H180V1H177ZM181 2V3H182ZM190 2H187V3H189L190 4ZM262 2H264L263 0H262ZM2 3V2H1ZM144 3V2H143ZM143 3H141V4H143ZM149 4L148 5H150L151 3L150 2H148ZM187 3H185L184 2V4H186V5H184V4H181V5H184V7L186 6H189V5H187ZM116 4V3H115ZM245 4V3H244ZM247 4H248V2H247ZM263 4V3H262ZM163 5V4H162ZM236 5V4H235ZM253 5V4H252ZM252 5H250V6H252ZM1 6V5H0ZM147 6V5H146ZM145 6V8H147ZM164 6V5H163ZM256 6H257V4H256ZM262 6H264V5H262ZM167 7V6H166ZM165 7V8H166ZM259 7V6H258ZM191 8V7H190ZM228 8H229V6H228ZM233 8V7H232ZM236 8V9H235ZM234 9H235V11L237 10V8L238 7H235ZM261 8V7H260ZM1 9V8H0ZM139 9V8H138ZM149 9V8H148ZM226 10H228L227 8H225ZM229 9H231V8H229ZM234 9H233V11L232 12H234ZM253 9V8H252ZM251 9V10H252ZM255 9V8H254ZM144 10V9H143ZM151 9H149V11H150ZM166 10H167V8H166ZM223 10V9H222ZM240 10V9H239ZM242 10V9H241ZM241 10H240V12H241ZM257 10V9H256ZM255 10V11H256ZM1 11V10H0ZM163 11L165 12V10H164V8H163V10H162V13H160V15H159V17H162V14H163ZM229 11L230 10H228V13H229ZM253 12V14H248V17L247 18H249L251 21L252 20H254V21H256L257 23H259V22H261V21H258V20H264V17L262 16V15H259V13H258V11H256V12ZM167 12V11H166ZM219 12H221V10L219 11ZM217 13L218 15H215L216 14V12H215V14H214V17H213V15L211 14L210 16V21L211 22H217L216 24H214L215 26H214V28H216L217 26V30L219 29V31L221 32V30H225L227 27H229V28H231V27H234V25L236 26V23L237 24H239L240 23V21H239V14H243V13H238V10H237V12L234 14V17L233 16H231V17H229V15H227L226 13L224 14V13H221V14H223V15H226V16H222L220 13ZM224 12H225V10H224ZM231 12V13H232ZM59 12H57V14H58ZM61 13V12H60ZM255 13V14H254ZM65 14V13H64ZM245 14V13H244ZM45 15H48V14H45ZM44 15V16H45ZM49 15H50V17H51V13H49ZM53 15V14H52ZM58 15H60V14H58ZM61 15H63V14H61ZM76 15V14H75ZM149 14H147L146 16H148ZM166 15V14H165ZM164 15V16H165ZM182 16H186V15H183V14H181ZM221 15V16H220ZM237 15V16H236ZM246 15V14H245ZM257 15H259V16H257ZM56 16V15H55ZM64 16V15H63ZM66 16H68V15H66ZM65 16V17H66ZM78 16H80V14H78L77 15V17ZM166 16H168V13H167V15ZM209 16V15H208ZM216 16V17H215ZM218 16H220V17H218ZM228 16V17H227ZM5 17V16H4ZM41 17H43V16H41ZM46 17V16H45ZM45 17H44V19H45ZM47 17H49V16H47ZM82 17V14H81V16L80 17H78L79 19H81L83 22L82 23H84V20H86V18L84 19V18H81ZM157 17V16H156ZM174 17V16H173ZM1 18V17H0ZM8 18L10 19L11 17L10 16H8ZM52 18H53V16H52ZM60 18V17H59ZM71 18V17H70ZM69 18V19H70ZM77 18V19H78ZM158 18V17H157ZM168 18V17H167ZM185 18V17H184ZM183 18V19H184ZM189 18V21L191 20L190 18L191 17H188ZM195 17H193L192 18V20L194 19ZM199 18V17H198ZM2 20H3V17L1 18ZM7 19V18H6ZM9 19H7V20H9ZM14 20H15V22H16V20H18V19H15V18H13ZM43 19V20H44ZM49 20H46V21H48L47 23H49V21H50V18H48ZM61 19V21H62V19H63V17L62 18H60ZM65 19V18H64ZM68 19V18H67ZM67 19H65V21H68ZM84 19V20H83ZM177 19V18H176ZM183 19L181 20V21H183ZM14 20L12 21V18H11V23H12V25H13V23H15L14 22ZM40 20V19H39ZM70 20H72V19H70ZM161 20V19H160ZM163 20V19H162ZM164 20H165V18H164ZM162 21V22H165V21ZM172 20H173V18H172ZM191 20V21H192ZM196 20H197V18H196ZM195 20V21H196ZM208 20V19H207ZM205 18H204V22L205 21H207ZM235 20H236V22H235ZM45 21V22H46ZM52 21H54V18H53V20ZM60 21V20H59ZM59 21H58V23H59ZM73 21L75 22V20L73 19ZM159 21V20H158ZM170 21L171 20H169V22L167 23V24H169L170 23ZM175 21L176 20H174L173 21V23H175ZM185 22H184V24L185 23H187L186 22V20H184ZM190 21V22H191ZM219 21H220V23H221V27L219 26ZM226 21H228V22H230V21H233V22H235V24L234 25H232L231 23H229L230 24V26L229 25H226V23L228 24V22H226ZM237 21H239V23L237 22ZM5 22H6V20H5ZM18 22H19V20H18ZM34 22V21H33ZM33 22H31V23H28L29 24V26H31V27H33L34 26V24H33ZM36 22H37V20H36ZM70 21H68V23H69ZM160 22V21H159ZM172 22V21H171ZM176 22H178V21H176ZM189 22V27H191L192 25H190L191 23ZM198 22V21H197ZM196 22V24L198 25V24H200V22L199 23H197ZM202 22V21H201ZM224 22H226V23H224ZM244 22V20H242V23ZM256 22H254V24H256ZM21 23H23L24 24V22H20L19 24L18 23H15V25H20L21 26ZM41 23H43L44 24V26H45V23L42 21V22H40L39 24H38V22L36 23V25L38 24V25H41ZM50 23H54L55 24V26H56V23L55 22H50ZM48 24L49 26H50V28H51V25L52 24ZM62 23H64V22H62ZM66 23V22H65ZM72 23V22H71ZM207 23V24H206ZM219 23V24H218ZM223 23V24H222ZM242 23H240V24H242ZM264 22H261V23H259V24H261V25H264L263 24ZM22 24V25H23ZM31 24V25H30ZM70 24V23H69ZM166 24V23H165ZM165 24H163V25H165ZM176 24V23H175ZM175 24H173L174 25V27H175ZM178 24V23H177ZM193 24V23H192ZM196 24L194 23V25L196 26ZM259 24H256V26L257 25H259ZM4 25H6V24H4ZM8 25H10L11 26V24H9V21H8ZM37 25V26H38ZM71 25V24H70ZM72 25H74V23L72 24ZM71 25V27L72 28H70L69 26V28L68 29H73V26ZM77 25V24H76ZM84 25H87L86 23L84 24ZM193 25V26H194ZM206 25H208V26H206ZM222 25H223V28H222ZM225 25V26H224ZM244 25V24H243ZM245 25H246V23H245ZM245 25H244V27H245ZM43 25L41 26V29H42V27H43V29H47V27H49V26H47V27H44ZM61 26H63V25H61ZM79 26V25H78ZM158 26V25H157ZM171 26V25H170ZM203 26V25H202ZM208 27V28H210V25L208 24V22H205V25H204V27ZM238 26V25H237ZM235 27V29L234 28H231L232 29V31H233V29L234 30H236V29H238L237 31H238V33H239V30L241 29H239V27L240 26H238V27ZM249 26V24H247L246 25V27L248 28V30L249 29H253V28H251V26L250 27H248ZM254 26V25H253ZM6 27V26H5ZM5 27H4V29H5ZM23 27H28V26H26V24H25V26L23 25ZM30 27V30H28V32H31V31H33V30H31L32 28ZM39 27V26H38ZM37 27V29L36 28H34V29H36V30H34V31H37V30H39L40 28H38ZM57 27V26H56ZM60 27V26H59ZM58 27V29L59 30H61L62 29V31H63V28H59ZM64 27H65V25H64ZM88 27V26H87ZM97 27H99V26H97ZM166 27H168L167 25H166ZM174 27H173V29H174ZM178 27V26H177ZM187 27V26H186ZM199 27V26H198ZM197 27V28H198ZM203 27V28H204ZM29 28V27H28ZM66 29H67V26L65 27ZM79 28V29H78ZM77 29H78V31L79 30H81L82 28L79 26ZM89 29L91 28V27H88ZM96 28V27H95ZM100 29L99 30H102V28H101V26L99 27ZM192 28V27H191ZM191 28L190 29H188V30H191ZM196 28V27H195ZM202 28V29H203ZM208 28H206V31H207V29ZM212 31H213V25H212ZM222 28V29H221ZM7 29V28H6ZM9 29V28H8ZM8 29H7V35H8ZM10 29H11V27H10ZM15 29V28H14ZM14 29H13V31H14ZM27 29V28H26ZM26 29H25V32H24V30L22 31L21 30V32L23 33H25V34H22L21 32V34L23 35V37H26L27 35H29L30 33H27V31H26ZM41 29H40V31H41ZM43 29H42V31H43ZM52 29V28H51ZM57 29V30H58ZM67 29V30H68ZM74 29H75V32H74ZM73 30H71V31H73L77 36L76 37H78V35L80 34V33H82V32H78L77 31V29L76 28H74ZM87 28H85V30H86ZM97 30H98V28H96ZM104 29V28H103ZM157 29V27L155 28V30ZM170 29V28H169ZM205 29V28H204ZM216 29H214V30H216ZM244 29H246V28H244ZM12 30V29H11ZM16 30H18V29H16ZM16 30H15V32L13 33V34H15L16 33ZM92 30H95L94 29V27H93V29L91 28V32H92V34H93V32L94 31H92ZM154 30V32H156ZM159 30V29H158ZM192 30H193V28H192ZM191 30V31H192ZM230 30V29H229ZM250 30V31H251ZM40 31H37V32H40ZM41 31V34H39V33H37V34H39V35H43L44 33V31L42 32ZM46 31V30H45ZM48 32H49V28H48V30H47ZM47 31H46V33H47ZM77 31V32H76ZM82 31V30H81ZM87 31V30H86ZM89 31V30H88ZM87 31V32H88ZM96 31V30H95ZM103 32H104V30H102ZM102 31H97V33L99 32H102ZM161 31V30H160ZM163 32L161 33V35L162 34H164V30H162ZM170 31L172 32H174L175 30H171L170 29ZM169 31V32H170ZM194 31H197V30H194ZM202 30H200V32H201ZM211 31V30H210ZM226 31V30H225ZM223 32V33H225V34H223V35H227L226 33L227 32ZM228 31V30H227ZM237 31L235 32V33H237ZM241 31L242 32H244L242 29H241ZM240 31V32H241ZM245 31H247V29L245 30ZM249 31V32H250ZM19 32V31H18ZM60 32V31H59ZM64 32H66L65 30H64ZM64 32H60V33H63L64 34V36H65V33ZM102 32V33H103ZM170 32V33H171ZM176 32V31H175ZM190 32V31H189ZM189 32H187V33H189ZM198 32V31H197ZM203 33H205V31L203 30L202 31ZM241 32V33H242ZM252 32V31H251ZM9 33H11V31L9 32ZM27 33V34H26ZM52 33V32H51ZM79 33V34H78ZM86 32H83V35H86V34H88L89 35V33H86ZM96 32H95V36H97L96 34H97ZM98 33V34H99ZM169 33V36L171 37L172 35V33L170 34ZM192 33H194V32H192ZM192 33H189V34H192ZM203 33H201V34H203ZM210 33V32H209ZM212 33H214V32H212ZM212 33H210L211 35H213ZM20 34V35H21ZM47 34H49V33H47ZM53 34V33H52ZM54 34H56V33H54ZM74 34V35H75ZM154 34H156V33H154ZM153 33H152V37H153V35H154ZM168 34V33H167ZM174 34H177V37H178V40H180L182 37V33H181V36H180V33H179V35H178V33H174ZM196 34V33H195ZM221 34H222V32H221ZM220 34V35H221ZM5 35H6V33H5ZM4 35V36H5ZM10 35V40L12 39L11 38V34H9ZM20 35H16V36H19V37H16V36H13V37H16V38H18V40H19V38L20 39H22L21 38V36ZM67 35H69L70 36V34H67ZM67 35L65 36V38L63 39V41H65V39L67 40V42H68V40L70 39L71 41H72V39H71V36L69 37L68 36V38L69 39H67ZM83 35H82V37H81V39H84V37H83ZM87 35V36H88ZM100 35H102L101 33H100ZM141 35V34H140ZM150 35V34H149ZM165 35L166 34H164V36H162V38L163 37H165ZM192 35H194V34H192ZM196 35H198V37L200 36L199 34H196ZM196 35H194V36H196ZM210 35V36H211ZM215 35V34H214ZM212 36V37H215L216 35H219V32H217V34L215 35V36ZM222 35V36H223ZM250 35V34H249ZM43 36H45L46 38H45V43L47 42V44H43L44 42V39H42V40H40V42H42V44H38V43H40L39 42V40L37 41L36 39H35V37H34V39H35V41H37V45L34 43V44H32L31 42H30V45H32V48H34V49H38V50H36L37 52L39 51V49H41V47L42 48H44V47H46V46H49V47H47V50L44 48V50L46 51V52H53V50L52 51H50V46L52 45V43L51 42H48V39H50V41L52 40V39H54L53 41H58V39H62V35H60L61 36V38H59L58 37V39H56L55 37H57L58 35L56 34V35H53V36H55V37H48L47 35H43ZM51 36V35H50ZM104 36V35H103ZM145 36V35H144ZM154 36H158V35H154ZM160 36V35H159ZM168 36V37H169ZM176 36V35H175ZM193 36V37H194ZM203 36H205V34H203ZM28 37V36H27ZM26 37V38H27ZM32 37V36H31ZM75 37V38H76ZM89 37V36H88ZM98 37V36H97ZM100 37V36H99ZM156 37H154L155 39H156ZM179 37H180V39H179ZM188 37H190V36H188ZM187 37V38H188ZM25 38V40H27ZM36 38H38V37H36ZM39 38H40V36H39ZM44 38V37H43ZM122 38V37H121ZM127 38H129V41L127 42L129 45L131 44L130 43V39L131 38H133V36H129V37H127ZM134 38H136L135 36H134ZM134 38H133V40H134ZM148 39H149V37H147ZM158 38V37H157ZM184 38H186V37H183L182 38V40L184 39ZM14 39V38H13ZM28 39H29V37H28ZM56 39V40H55ZM80 39V40H81ZM89 39H91V38H89ZM101 39H102V37H101ZM100 39V40H101ZM125 39V38H124ZM154 39V40H155ZM164 39V38H163ZM172 41H173V43L175 42V40L173 39V36H172ZM190 39V38H189ZM189 39H188V41H189ZM195 39H199V40H201L202 39V37H201V39H200V37L199 38H195ZM214 39V38H213ZM216 39V38H215ZM32 40V39H31ZM77 40V39H76ZM78 40H79V38H78ZM79 40V42H84V41H80ZM135 40H137V39H135ZM147 40V39H146ZM150 40H151V42L153 41V43L154 42H156V43H154V44H152V43H150V46H155L156 47V50L159 48V45H161L162 46V43L161 44H159V45H156L157 44V40L156 41H154L153 39H151V36H150V39H149V41H148V43L150 42ZM165 41H166V38L164 39ZM170 40V39H169ZM177 40V41H178ZM181 40V41H182ZM187 40V39H186ZM192 40H194V39H192ZM205 40H206V38H205ZM238 40V39H237ZM236 40V41H237ZM264 40V39H263ZM1 41H3V40H1ZM61 41V40H60ZM62 41V42H63ZM70 41V42H71ZM114 41V40H113ZM122 41H124V40H122ZM127 41V40H126ZM175 42V43H183V42H181V41H178V42ZM183 41H185V40H183ZM187 41V42H188ZM202 41V40H201ZM210 40H208V42H209ZM251 41V40H250ZM13 42H15V41H13ZM90 42V44L89 43H87L86 41H85V43H87V45L89 44V46L90 45H92L91 44V40L89 41ZM96 42V41H95ZM106 42V41H105ZM132 42V41H131ZM138 42V41H137ZM159 42V41H158ZM166 42H168V44L171 42V41H166ZM197 42V41H196ZM235 42V41H234ZM252 42V41H251ZM16 43V42H15ZM19 43H21L20 41L18 42V44ZM48 43L49 44H51V45H48ZM58 43H60V42H58ZM64 43H66V42H64ZM78 42H76V44H77ZM84 43V44H85ZM97 43V42H96ZM134 43H136V42H134ZM147 43V41L146 42H144V43H142V44H140V45H143L144 44V46H140L139 44V46L138 45H136V44H133V46L134 45H136L137 47V50H139L138 49V47L140 48H143V50H145V48H146V50L144 51V52H146L148 49H147V47L148 48H150V46H149V44L147 43V45H145ZM173 43L171 42V44L173 45ZM199 43V45H201L200 44V42H197V44ZM206 43V42H205ZM3 45H5L4 44V42L2 43ZM2 44H0V46H2ZM11 44H12V40H11ZM10 44V46H11V48L12 49H14V45H11ZM14 44V43H13ZM23 44V43H22ZM26 44V45H25ZM25 46H23L24 48L26 47L27 48V43L25 42ZM54 45H52L53 47L55 46V44H57V43H53ZM66 44H68L69 45V42L68 43H66ZM66 44H65V46H66ZM75 44V45H76ZM80 44V43H79ZM107 44V43H106ZM108 44H109V42H108ZM119 43H115L114 45L116 46V45H118ZM176 44V45H177ZM203 44H204V42H203ZM252 44H253V42H252ZM16 45V44H15ZM42 45V46H41ZM44 45V46H43ZM78 45V44H77ZM110 45V44H109ZM122 45H124V43H122ZM170 45V44H169ZM184 45H186V44H184ZM205 45V44H204ZM7 46L9 47L8 48V53H10V52H12L11 50V48H10V46H9V44H7ZM6 45H5V47H7ZM20 46H22L21 44H20ZM28 46H29V44H28ZM79 46H82L83 47V44L82 45H78L77 47H79ZM89 46H87V47H89ZM94 46H96V47H98L97 45H93V47ZM100 46V45H99ZM102 46V45H101ZM101 46H100V49H101ZM104 46H106V45H104L103 44V46L102 47H104ZM121 46V45H120ZM124 46H126V45H124ZM131 46V45H130ZM174 46V48H173V50H175V45H173ZM180 46V45H179ZM178 46V47H179ZM249 46V45H248ZM250 46H252V45H250ZM249 46V48H251ZM5 47H3V49L5 48ZM53 47H51V49L53 48ZM57 47V46H56ZM55 47V48H56ZM60 47V46H59ZM67 47V46H66ZM91 47V46H90ZM107 47H111L112 48V46H107ZM145 47V48H144ZM152 47H151V49H152ZM170 47H172L171 45H170ZM185 47V46H184ZM183 47V48H184ZM22 48V47H21ZM31 48V49H32ZM95 48V47H94ZM110 48V49H111ZM116 49H117V47H115ZM123 48V47H122ZM134 49H135V51H136V48L135 47H133ZM163 47H161V48H159V49H162ZM181 48V47H180ZM180 48H178V49H180ZM1 50H2V48H0ZM10 49V50H9ZM15 49H18V46H16L15 47ZM13 50L14 52L16 51V50ZM87 49V48H86ZM85 49V50H86ZM89 49H91V48H89ZM93 49V48H92ZM96 49V48H95ZM118 49L120 50L121 48H119L118 47ZM125 49H127V47L125 48ZM157 50L158 51V53L161 51V50ZM164 49V51H167V50H165V48H163ZM176 49H177V47H176ZM246 49V48H245ZM1 50H0V53H2L1 52ZM7 50V49H6ZM21 50V49H20ZM27 50V49H26ZM43 50V49H42ZM57 51H55L56 53L58 52V51H60V50H58V49H56ZM84 50V51H85ZM121 50H123L124 51V49H121ZM128 50V49H127ZM154 50H155V48H154ZM172 50V51H173ZM181 51H182V49H180ZM180 50H178L179 52H175L174 51V53H172L173 55L174 54H176L177 56L181 53V51ZM249 50V49H248ZM257 50V49H256ZM3 51H5V50H3ZM24 51V50H23ZM30 51H32V50H30ZM30 51H28V54L32 57V55L29 53ZM36 51H35V53H36ZM45 51H44V53H45ZM65 51V50H64ZM76 51H78V50H76ZM92 51V50H91ZM90 51V52H91ZM101 51V50H100ZM177 51V50H176ZM16 52H18V51H16ZM15 52V53H16ZM21 52H22V50H21ZM33 52V51H32ZM61 52H63V51H61ZM86 52L87 51H85V53L84 54H86ZM93 52V51H92ZM97 52H99V51H97ZM117 52V51H116ZM127 52H129V50L127 51ZM162 52V55H160V56H164V57H166V56H168V54H171V53H167L166 52V56L165 55H163V51H161ZM5 53H6V51H5ZM4 53V54H5ZM7 53V54H8ZM58 53H60V52H58ZM64 53V52H63ZM78 53V52H77ZM83 53V52H82ZM89 53V52H88ZM95 53V52H94ZM100 53V52H99ZM101 53H102V51H101ZM100 53V54H101ZM105 52L103 51V53L102 54H104ZM118 53H119V51H118ZM120 53H123V52H121L120 51ZM141 53V55H142V52H140ZM155 53H157L156 51H155ZM177 53H179V54H177ZM257 53H258V51H257ZM3 54V53H2ZM16 54H19V53H16ZM47 54V53H46ZM79 55L81 54V52H79L78 53ZM77 54V55H78ZM91 54V53H90ZM100 54H99V58H100ZM101 54V55H102ZM125 54H126V52H125ZM124 54V55H125ZM130 54V53H129ZM182 54V53H181ZM180 54V55H181ZM12 55V54H11ZM10 55V56H11ZM20 55V54H19ZM38 56H40L41 57V55H39V52H38V54H37ZM42 55H44V54H42ZM51 55V54H50ZM50 55H46V56H49V58H51L53 55H56V54H53L51 57H50ZM64 55H66L65 53H64ZM72 55H74V54H72ZM89 55V54H88ZM111 54H109V56H110ZM138 55H140V54H138ZM140 55V56H141ZM9 56V55H8ZM8 56H5V58L6 59H8L9 57ZM13 56H15L14 54H13ZM22 56V55H21ZM30 56H25V58H27V57H30ZM57 56H60V54L58 55L57 54ZM62 56V55H61ZM61 56L60 57H57L56 58V56L55 57H53V59L55 60V58H56V61H58L60 58H61ZM67 56V57H66ZM66 56H64V57H66L67 59H69L68 58V54L66 55ZM81 56H82V54H81ZM84 56V55H83ZM82 56V57H83ZM105 56V55H104ZM113 56V55H112ZM146 56V53H145V55H144V57ZM148 56V55H147ZM159 56V57H160ZM170 56V55H169ZM176 56V57H177ZM183 56V55H182ZM45 57V56H44ZM63 57V58H64ZM86 58L88 57V56H85ZM91 57V56H90ZM96 57H98V55L96 54ZM102 57H103V55H102ZM102 57L99 59V58H96L97 60H95V59H90V58H88L89 60H90V62H92L91 60H95L94 61V63H96V64H92L91 66H93L94 67V65H97L98 64V60H102ZM116 57V56H115ZM163 57V58H164ZM172 57H174V56H171V58ZM175 57V59L179 62V63H181V61H183V58H184V56H183V58L180 56V57H178V58H180V60L178 59V58H176ZM1 58H2V56H1ZM11 58V57H10ZM10 58H9V60H10ZM22 58H24L23 56H22ZM34 58V57H33ZM63 58L62 59H60V60H62L63 61ZM66 58H64V59H66ZM74 58H76L75 56H74ZM92 58V57H91ZM94 58V57H93ZM106 58V57H105ZM108 58V57H107ZM110 58V57H109ZM112 58V59H111ZM110 59V61L112 62V60H115V58L113 59V57H111ZM117 58V57H116ZM138 58H139V56H138ZM161 59V58H159V59H161L160 61H159V63L161 62V61H166V59ZM167 58V57H166ZM181 58H182V60H181ZM5 59V60H6ZM19 59H21V58H19ZM52 59V58H51ZM53 59L51 60V61H53ZM58 59V60H57ZM79 59H80V57H79ZM79 59H78V57H77V59L74 61V63L76 64L77 63V60H78V62H79ZM82 59V58H81ZM83 59H85L84 57H83ZM104 59V58H103ZM150 59V58H149ZM174 59V58H173ZM174 59V60H175ZM185 59V58H184ZM8 60V61H9ZM14 60H16L15 58H13V61ZM32 60V59H31ZM34 60V59H33ZM38 60H39V57H38ZM47 60V59H46ZM89 60H88V62H89ZM106 60V59H105ZM104 60V61H105ZM116 60H118L119 61V58L118 59H116ZM175 60V61H176ZM1 61H4V60H0V62ZM7 61V60H6ZM18 61H20V60H18ZM25 61V60H24ZM27 61H28V59H27ZM29 61H30V59H29ZM42 61H43V58H42ZM50 61V62H51ZM67 61V64L69 65V63H68V61L69 60H66ZM71 61V60H70ZM107 62L109 61L108 59L106 60ZM147 61H148V59H147ZM164 61V62H165ZM176 61V62H177ZM185 61H186V59H185ZM185 61L183 62V64L185 63ZM26 62V61H25ZM34 62H35V60L33 61V64L32 65H34ZM47 62H49V61H47ZM46 62V63H47ZM50 62L48 63V64H46L45 63V65H49L50 64ZM64 62L65 61H63V64H64ZM106 62V63H107ZM148 62H150V61H148ZM167 62V61H166ZM165 62V63H166ZM177 62V63H178ZM4 64H5V62H3ZM2 63V64H3ZM8 63V62H7ZM6 63V64H7ZM10 63H11V60L9 61V65H10ZM21 63V62H20ZM23 63V62H22ZM36 63V62H35ZM73 63V62H72ZM71 63V64H72ZM72 64L73 66L75 65V64ZM81 63H84V60H83V62H81ZM105 63V64H106ZM133 63H135V62H133ZM165 63H163L162 64V69L165 67ZM176 63V64H177ZM178 63V64H179ZM224 63H227V64H229L227 61L226 62H224ZM1 64V65H2ZM15 64V68H16V64H18V63H14ZM25 64V63H24ZM23 64V65H24ZM27 64H28V62L25 64L26 66H27ZM37 64V63H36ZM39 64H41V59H40V63ZM43 64V63H42ZM41 64V65H42ZM52 64V63H51ZM53 64H56V62L54 61V63ZM70 64V65H71ZM161 64V63H160ZM183 64H180V66H178V67H182L181 65H183ZM227 64H226V66H227ZM257 64V63H256ZM9 65H8V67H9ZM31 65V64H30ZM31 65V66H32ZM38 65V64H37ZM57 65V64H56ZM55 65V66H56ZM59 65V64H58ZM57 65V66H58ZM79 65H81L80 63L78 64V66H77V64H76V66L77 67H75L76 69H77V71L76 72H74V71H72L74 74H76V73H78V67H79ZM83 65V64H82ZM87 65H90L89 63L87 64H85V66H86V68H87ZM102 65V63L100 62V66ZM108 66H110L109 64H107ZM224 65V64H223ZM4 66V65H3ZM18 66H21V65H19L18 64ZM46 66V67H47ZM51 66V65H50ZM50 66H48V67H50ZM53 67H54V65H52ZM64 66V65H63ZM84 66V65H83ZM82 66V67H83ZM85 66H84V68H85ZM90 66V67H91ZM104 67L106 66V65H103ZM108 66H106V68H108ZM161 66V65H160ZM168 66V67H167ZM2 67V66H1ZM23 67V66H22ZM33 67V66H32ZM32 67H29V68H32ZM36 67V66H35ZM34 67V68H35ZM41 67V66H40ZM39 67V68H40ZM43 67H45L44 65H43ZM43 67H42V69L41 70H43ZM48 67H47V69H48ZM59 67H61V65L60 66H58L57 68L58 69H61V68H59ZM67 67V66H66ZM65 67V68H66ZM72 67V66H71ZM73 67V68H74ZM97 67H99V65L97 66ZM103 67V68H104ZM117 67V66H116ZM159 67V66H158ZM170 66L169 65H167V63H166V68L167 69H169V70H172V69H170L169 68ZM227 67H229V66H227ZM247 67V66H246ZM256 67H258V65L256 66ZM3 68V67H2ZM12 68V67H11ZM14 68V67H13ZM19 68V67H18ZM25 68V67H24ZM28 68V67H27ZM51 68V67H50ZM55 68V67H54ZM53 68V69H54ZM68 68V67H67ZM66 68V69H67ZM73 68H71L72 70H74ZM95 68H96V66H95ZM100 68V67H99ZM118 68V67H117ZM160 68L161 67H159L158 69L160 70ZM166 68H164V69H166ZM177 68V67H176ZM231 68V67H230ZM259 68V67H258ZM20 69V68H19ZM22 69V68H21ZM26 69V68H25ZM24 69V70H25ZM33 69V68H32ZM46 69V68H45ZM45 69H44V71H45ZM46 69V70H47ZM52 69V70H53ZM89 69V68H88ZM92 69V68H91ZM102 69V68H101ZM109 69V68H108ZM107 69V70H108ZM163 69V70H164ZM195 68H193V70H194ZM199 69H200V67H199ZM202 69V68H201ZM214 69H216V68H214ZM229 69V68H228ZM233 69V68H232ZM231 69V70H232ZM244 69H246V68H244ZM2 70V69H1ZM0 70V71H1ZM3 70H5V69H3ZM6 70H7V68H6ZM6 70L4 71V72H6ZM27 70V69H26ZM40 69H39V71H41ZM68 70V69H67ZM67 70H65V71H67ZM82 71H83V69H81ZM90 70V69H89ZM95 70V69H94ZM230 70V71H231ZM8 71H10V69H8L7 70V72ZM13 70H11V72L10 73H12L11 74V76L14 74L13 72H12ZM19 71V70H18ZM18 71H15L16 73H18ZM29 71H31V70H29ZM33 71H35V70H33ZM32 71V72H33ZM51 71V70H50ZM54 71H55V69L53 70V73H54ZM57 71V70H56ZM85 71V70H84ZM98 71V69L96 68V72ZM104 71H105V68H104ZM201 71V70H200ZM203 71V70H202ZM200 72V73H202V74H198L197 73V71H193L194 72V74H193V72H192V74L189 76L188 75V78H187V80L189 81V83L190 82H192V85H194V83L193 82H195V81H197V82H199L200 80H202V79H208V77H210V73H212V72H210V70H207V72L208 73H203V72H205L206 70H204L203 72ZM211 71H212V69H211ZM214 71V70H213ZM228 72L227 73V75H230V76H232L233 77V73H231V72ZM259 71V70H258ZM23 72V71H22ZM27 72V71H26ZM31 72V73H32ZM49 72V71H48ZM47 71L46 72H44V73H48ZM59 72H60V70H59ZM59 72H55L58 76H60L59 74ZM67 72H69L70 73V71H67ZM87 72V71H86ZM89 72V71H88ZM103 72V71H102ZM256 72V71H255ZM2 73V72H1ZM9 72H8V74H10ZM30 73V72H29ZM28 72H27V74H29ZM30 73V74H31ZM34 73V72H33ZM32 73V75H34V78H35V75L37 76V73H38V71L36 72V74H33ZM40 73V72H39ZM42 74H43V71L41 72ZM49 73H51V75H52V72H49ZM68 73V74H69ZM83 73V72H82ZM90 73H91V70H90ZM90 73H88V74H90ZM95 73V72H94ZM93 73V75H95ZM101 73V72H100ZM100 73L98 74V72L96 73V74H98L99 76H100ZM107 73V72H106ZM195 73H197V74H195ZM65 74V73H64ZM67 74V75H68ZM74 74H72L71 73V75H74ZM79 74H80V71H79ZM79 74H77L76 75V77H82V75H80V76H78ZM87 74V73H86ZM105 73H101V75H103V76H106V74L104 75ZM138 74V73H137ZM145 74V73H144ZM190 74V73H189ZM260 74H262V71L260 72ZM5 75H6V73H5ZM4 75V76H5ZM19 75V76H18ZM18 75H16L15 76V79H16V77H20V73L18 74ZM32 75H30L31 77H32V79H33V76ZM41 75V74H40ZM44 75V74H43ZM48 75V74H47ZM46 75V76H47ZM50 75V74H49ZM84 75V74H83ZM91 75V74H90ZM109 75V74H108ZM151 75H153V76H155L154 74H151ZM263 75V74H262ZM23 76H24V74H23ZM28 76V75H27ZM45 76V75H44ZM44 76H43V78H44ZM46 76H45V78H46ZM53 76H54V74H53ZM53 76H49L50 78L49 79H51ZM58 76H57V81H58ZM61 76H62V73H61ZM69 76V75H68ZM86 76V75H85ZM103 76H101V78L103 77ZM132 76V75H131ZM134 76V75H133ZM216 76V75H215ZM3 77V76H2ZM25 77H26V74H25ZM29 77V76H28ZM40 77V76H39ZM63 77V76H62ZM61 77V78H62ZM93 77V76H92ZM110 77H112V76H110ZM142 77V76H141ZM143 77H145V76H143ZM207 77V78H206ZM212 77H214V75L212 76ZM239 77V76H238ZM264 77V76H263ZM5 78V77H4ZM21 79H23V80H25L23 77H20ZM44 78V79H45ZM47 78H48V76H47ZM54 78H56V76L54 77ZM72 79H73V77H71ZM83 78H85V79H82V80H86L87 79V77H83ZM93 78H95V77H93ZM97 78H100V77H98L97 76ZM106 79H107V77H105ZM109 78V77H108ZM137 77H135V79H136ZM146 79H147V74H146V77H145ZM144 78V79H145ZM154 78V77H153ZM222 78V77H221ZM235 78V77H234ZM246 78V77H245ZM20 79V80H21ZM36 79V78H35ZM42 79V78H41ZM76 78H74V81H77V80H75ZM89 79H90V76H89ZM88 79V80H89ZM96 79V78H95ZM112 78H110V80H111ZM132 79H133V77H132ZM145 79V80H146ZM155 79V78H154ZM240 79V78H239ZM243 79V78H242ZM5 80V79H4ZM16 80H18V79H16ZM15 80V81H16ZM28 80H30V79H28ZM28 80H26L27 82H28ZM46 80H48V79H46ZM59 80H60V77H59ZM62 80V79H61ZM60 80V81H61ZM63 80L66 82V80L63 78ZM79 80H81V79H79ZM78 80V81H79ZM113 80V79H112ZM128 80V79H127ZM127 80H126V83H128L127 82ZM130 80H131V78H130ZM137 80V79H136ZM135 80V81H136ZM147 80H149V79H147ZM157 80H158V78H157ZM186 80V79H185ZM199 80V81H198ZM230 80V79H229ZM235 80H236V78H235ZM231 81V82H229V83H224V85H225V87L226 88H230V87H228L229 85H238V83H240V81ZM25 81V82H26ZM31 81V80H30ZM33 81V83H34V79L32 80ZM31 81V82H32ZM39 81H40V79H39ZM45 81V80H44ZM56 81V80H55ZM54 81V79H53V82L56 84V82ZM64 81H62L63 83H64V85L66 86V84L68 83V82H66V84H65V82ZM72 81V80H71ZM91 81V80H90ZM93 81V80H92ZM95 81V80H94ZM98 81V83L100 82V81H103V80H97ZM105 82H107L106 80H104ZM114 81V80H113ZM155 81H156V79H155ZM188 81L186 82V83H188ZM224 81V80H223ZM1 82H2V79H1ZM6 82H7V80H6ZM6 82H2V83H5L6 84ZM8 82H9V80H8ZM24 82V81H23ZM40 82H43V81H40ZM48 81H46V83H47ZM51 82V81H50ZM62 82H59V83H62ZM73 82V81H72ZM72 82L70 83V86H68L67 85V87L69 88V87H71V85L73 86V84H72ZM112 82V81H111ZM124 82V81H123ZM123 82L121 83L122 84V87H124V84H123ZM137 82V81H136ZM146 82H148V81H146ZM149 82H151V80H149ZM148 82V83H149ZM200 82H202V81H200ZM226 82V81H225ZM35 83H36V80H35ZM39 83V82H38ZM45 83V84H46ZM53 83V84H54ZM62 83V84H63ZM91 82H89V84H90ZM92 83H94V82H92ZM114 83V82H113ZM133 83V82H132ZM131 82L130 83H128V84H132ZM138 83V82H137ZM153 83V82H152ZM186 83H184L185 85H187ZM196 83V82H195ZM248 83V82H247ZM246 83V85H244L243 84V86H239L238 85V91H234L232 94L236 97L239 93H241L242 91H248V89L250 90L249 92H247L248 94H250V92L251 91H253L254 92V90H252V86H253V84H247ZM264 83V82H263ZM8 85H10V83H7ZM24 84V83H23ZM40 84V83H39ZM43 83H41V85H42ZM48 84L49 85H52V84H50L49 82H48ZM58 84V83H57ZM56 84V85H57ZM61 84V85H62ZM79 84V83H78ZM82 84H84V83H82ZM87 84H88V82H87ZM101 84V83H100ZM115 84V83H114ZM221 84V83H220ZM7 85V86H8ZM16 85H18V84H16ZM15 85V86H16ZM41 85H40V87H41ZM49 85H48V87H49ZM56 85H55V87H56ZM64 85L62 86L63 88H65L64 87ZM84 85H86V84H84ZM108 85H110L109 86V88L111 89V85H113V84H111V83H109ZM190 85V84H189ZM224 85L222 84V87H224ZM227 85V86H226ZM5 86V85H4ZM4 86H3V88L1 87V89H4L5 90V88H4ZM6 86V87H7ZM12 86H14V85H11V95H12V93L13 92H15L14 90H13V88L14 87H12ZM35 86H36V84H35ZM39 86V85H38ZM38 86H36V87H38ZM45 86H47V85H45ZM57 86H59V85H57ZM81 86V85H80ZM80 86L78 87V88H80ZM87 86V85H86ZM85 86V87H86ZM89 86V85H88ZM92 86V85H91ZM101 86V85H100ZM103 86V85H102ZM256 86H257V84H256ZM259 86H260V84H259ZM9 87V86H8ZM26 87H27V83H26ZM28 87H29V84H28ZM35 87V88H36ZM44 87V86H43ZM54 87V88H55ZM67 87L65 88L66 89V92L64 91V93H68L69 94V92L67 91ZM84 87V86H83ZM84 87V88H85ZM93 87V86H92ZM34 88V87H33ZM46 89H47V87H45ZM45 88H44V90H45ZM50 88H52V87H50ZM57 88V87H56ZM98 88H100V87H95L94 86V90L96 91ZM104 88V87H103ZM102 88V89H103ZM113 90L115 91V89H114V85H113ZM125 88V87H124ZM212 88H213V86H212ZM225 88V89H226ZM254 88H255V86H254ZM260 88V87H259ZM9 89H10V87H9ZM16 89V88H15ZM19 89H21V87L19 88ZM37 90H39L38 92H39V94H42V95H44V91H41V90H43V88H41V90L40 89H38V88H36ZM49 89V88H48ZM61 90H63L62 88H60ZM76 88H74V90H75ZM83 89V88H82ZM87 89H89V91L91 92V90H90V87L89 88H87ZM102 89H100V90H98V91H100V93L98 92V91H96V92H98V96L101 94V90ZM106 89V88H105ZM103 90L102 92H104V91H106V90ZM126 89V88H125ZM177 89V88H176ZM175 89V90H176ZM215 89V88H214ZM214 89H212V90H214ZM3 90V91H4ZM16 90H18V89H16ZM30 90H31V88H30ZM52 90V89H51ZM50 90V91H51ZM55 90V89H54ZM69 90H70V88H69ZM78 90V89H77ZM77 90H75V92L77 91ZM81 90V89H80ZM112 90V89H111ZM112 90V91H113ZM119 90V89H118ZM211 90V89H210ZM215 90H218L217 88L215 89ZM214 90V93L217 95L218 93H216V91ZM227 90V89H226ZM230 90V89H229ZM234 90V89H233ZM261 90H262V94H264V85H262L261 86ZM46 91V90H45ZM50 91H48V93L50 92ZM83 92H84V90H82ZM88 91V93H90ZM111 92V91H109V92H111V93H115V92ZM120 91L121 90H119V93H120ZM179 91V90H178ZM208 91V90H207ZM257 90L255 89V92H256ZM2 91L0 90V93H1ZM9 92V90L7 91V93ZM23 92V90H21V93ZM40 92H42V93H40ZM70 92H71V90H70ZM74 92V91H73ZM74 92V93H75ZM77 92H79V90L77 91ZM81 92V91H80ZM116 92H118V91H116ZM176 92H177V90H176ZM217 92H219V91H217ZM238 92V93H237ZM4 95L6 94V91L5 92H2ZM18 93H19V96H20V92L18 91ZM23 93H25V92H23ZM22 93V94H23ZM60 93H63V92H60ZM63 93V94H64ZM72 93V92H71ZM71 93L69 94V96L71 95ZM82 93V92H81ZM87 93V92H86ZM108 93V92H107ZM179 93H180V91H179ZM210 93V92H209ZM225 93V92H224ZM227 93H231V90H230V92H228L227 91ZM235 93H237V95H235ZM2 94V95H3ZM46 94H47V92H46ZM51 94H52V92H51ZM51 94H50V96H51ZM77 94V93H76ZM84 94V93H83ZM104 94H106V93H103V95ZM116 94H118V93H116ZM212 94V93H211ZM214 94V95H215ZM220 94V93H219ZM243 93H241L240 95H242ZM253 94V93H252ZM251 94V95H252ZM1 95V96H2ZM4 95H3V97H4ZM9 95V94H8ZM10 95V97H12ZM15 95V94H14ZM28 96L29 95H31V94H27ZM26 95V96H27ZM87 95H90V94H87ZM103 95H100V96H103ZM203 96H204V94H202ZM201 95V96H202ZM0 96V97H1ZM23 98H24V96L23 95H21ZM25 96V97H26ZM49 96V95H48ZM85 96V95H84ZM171 96H173V95H171ZM170 96V97H171ZM195 96H196V94H195ZM199 96V97H198ZM198 96H196V97H193V98H190V101H188V105L185 103V105H187V108H185L184 109V107L183 108H181V109H184V112L181 114L180 112L182 111L180 108H178V107H181V106H178V103H179V100L178 101H176V103H173L174 105V109H173V107H172V110H173V112H179L180 114H177V113H175L174 115L177 117L178 115V117H177V119H176V121H172V118L168 121V119H169V117L170 116H174L173 114H169L168 112H167V110H165V108H163L162 110H164L165 112H167V113H162V111L160 110L161 108L160 107H163V104H165V106H166V104L170 101V100H172V98L170 99V97L168 98L169 99V101H167L166 100V98H167V96H166V98L165 99H162V101L164 102H161V103H159L160 104V106L157 104V108L155 109V107L152 105V104H150L151 106V109H154V111H155V113H156V110H157V113L156 114H150V115H148L149 117L151 116L153 119H151V122H150V125L148 126V124H149V121H150V119H148L149 121H148V123L147 122H145L146 123V125H147V131H145V133L144 134H137V132H136V130H134V128L133 129H131L130 127L131 126H129L128 127V125H126L128 128H130V129H128V131H126V129H123L124 131L122 132V135H124V132L127 134H130L129 136H128V134H127V137H126V141L124 142L123 140H121V141H123V142H121L120 141V143L118 142V140H116L117 141V143H119V144H117L116 145V141H115V143H114V140H115V138H114V134L111 132V131H109L108 130V132L106 133V131L102 128L104 125V123L103 122H101V124H100V120H98L97 121V124H98V122H99V124L101 125V130L100 129H97V130H100L102 133L103 132H105V134L103 133V135H108V136H105L104 138H102V136H101V138H98L97 140L95 139V137L94 136H91L90 138H92V140L93 139H95V142H94V140H93V142L91 143L92 145L91 146H93V147H95V150L97 149L99 152H102V154H103V157H104V155H107L109 152H111V153H109V155L110 154H113L114 155V157H113V159L112 158H110V160H111V162H112V165H113V163H114V165H113V167L114 166H116L115 165V163L117 164V166H118V168H116V169H113L112 171H110V173L106 170V169H104L105 170V174H106V176H108L107 174L109 173V176L108 177H106L105 176V174L103 175V173H101V168H102V170H103V168L104 167H101V166H103V165H105V167H106V165H110V167H111V162H109L108 164L107 163H104V162H102L103 164H100V162H101V160H100V162L97 160V161H95L96 160V156H94L95 155V153H93L94 151H92V150H90V149H88L89 148V146L90 145H88L89 144V142H91L89 139L87 140L88 141V143H87V146H86V149H84L83 151H82V149L83 148H85V146H83V145H81L82 143L84 144V142H82L81 143V141L79 142V144H80V147H79V149L81 148V146H82V148L80 149L81 150V156L79 157V159H78V154H77V152H76V150H74L75 152H74V154H77V156L75 155H72V156H74L77 160H75V158L73 157V162H71L70 163V161H68L70 164H67L66 162H64V163H66L67 165H68V168H70L71 169V171H74V169H76L75 170V172L78 170L77 168H78V165L80 164L81 166L84 164L85 165V163H83L84 161H82V160H80V159H85V158H91L90 160V163H93V165H87L86 164V166H87V168H88V170H89V174H87V170H84L85 168H86V166H80L79 165V167H81L82 168V170L81 171H83V172H81L82 174V176H86V178L85 179H89V181L90 182H92V181H95V182H92V183H90V184H86V186H88V185H91V186H94L96 183H97V181H99V182H101L100 180H99V178L98 177H100V176H102L103 175V179L105 180H110V184L109 185H107V188H109L111 191H107L106 193H105V191H103L105 194L104 195H106V197H105V201H104V198H102V197H99V198H101V199H103V201L102 200H100L102 203H103V206L104 205H107L108 204V206H109V208H108V210L111 208V206H112V209H110L111 211L108 213V212H106L105 211V213H108V214H111V215H108V217L109 216H111L110 218H108V223H99L97 226H95L94 227V231H95V229H96V231L95 232H90V233H88L87 234V232L89 231V230H87L88 228H86V227H88V225H86L84 228H85V230L83 229V227H82V225H81V228L82 229H77L76 227L74 228L73 227V231H72V228L70 227L71 225H69L68 227H67V229L66 230H64L65 231V233H66V231L67 232H69V233H67L68 234V238L69 239H71V237L73 236V238H75L76 236H78V235H81V234H83L82 232H86V234H84V235H88L87 236V238H84L83 236V238L84 239H82V240H91L92 242L94 241V250H95V252H91L92 254H94V256H93V262H92V264H264V150L262 149V151H260L261 150V148L263 147L264 148V146H263V144H264V136H262V135H264V132L262 133L261 131H259V133L261 134H259V133H257L256 135H258V136H260V138H261V140H259L260 142L262 141L263 142V144H260V142L258 141V136H252L253 134H251L250 136H252L249 140H246L245 141V139L246 138H242V140H243V142H241V143H244V144H241L240 142L238 143V142H234L233 140V138H235L236 136V134H237V131L235 132V129L237 128V125H236V127H234V130H233V127H232V130L231 129H229V126L228 125H230L229 123H233V121H231L230 119H232V120H234L233 119V116L235 115V114H232V115H228V114H230V113H228V111H226L227 109L229 110L230 108H227L226 110H225V107H227L226 106V104H228V107H229V102H227V101H230V100H232V101H234V102H236L235 100H237L238 102H239V100H240V103H241V99H243L242 100V103H243V106L245 107H243L242 109H238V108H240V105H239V103L237 104V105H239V107L238 106H235V108L236 107H238L237 109L238 110H240L241 112H244L245 113V109L246 108H248V107H250V109H249V111L250 110H252V109H256V108H258V107H262V105L264 104V96H260V97H255V100L253 101V102H251V103H246L245 101H244V98H241L239 95H238V97H236L235 99H234V96L232 97V98H230V100H225L226 102H224V100H222L223 102H221L220 101V98L218 97V99H219V101L218 100H216V101H218L219 103H223V105H224V108H222V106L223 105H221V106H219L218 105V102L216 103V101H214V99L212 100V101H209V100H206V98L205 99H203L202 97V100H201V98H200V95H198ZM205 96H207V94L205 95ZM254 96V95H253ZM255 96H257V95H255ZM5 97H7V94L5 95ZM9 97V96H8ZM7 97V98H8ZM13 97H15V99L16 100H21V98L22 97H18V96H13ZM30 97H33V96H30ZM74 97V96H73ZM75 97H76V95H75ZM176 97V96H175ZM208 97V96H207ZM217 97V96H216ZM230 97V96H229ZM240 97V98H239ZM243 97V96H242ZM250 97V96H249ZM2 98V97H1ZM18 98H20V99H18ZM27 98H29V97H27ZM69 98H71V97H69ZM83 98V97H82ZM81 98V99H82ZM120 98V97H119ZM254 98V97H253ZM5 99V98H4ZM12 100H13V98H11ZM14 99V100H15ZM35 99V98H34ZM74 99V98H73ZM72 99V100H73ZM77 99H78V95H77ZM174 100H175V98H173ZM217 99V98H216ZM234 99V100H233ZM252 99V98H251ZM13 100V101H14ZM16 100H15V102H16ZM22 100H24V99H22ZM26 100V99H25ZM24 100V101H25ZM46 100V99H45ZM70 100V99H69ZM68 100V101H69ZM121 100V99H120ZM123 100H124V98H123ZM165 100H166V102H165ZM23 101V102H24ZM48 101H50V100H48ZM204 101H209L207 104H205V105H209L208 106V110L210 111V109H211V111H212V109L216 106V107H221L222 109H223V112H225V113H223L222 112V110H220V108H216L217 110L219 109L220 110V112H221V114L219 113V115H221V116H218L219 118H220V121L219 122H217L219 119H217V123L216 124H213V121H215V119H213L212 120V118L211 119H208V118H206L205 117V114H204V112L203 111H201V113L202 114H204L203 116H202V114L199 112L200 110H202V109H198V105L200 104V102L202 103V104H204V103H206V102H204ZM1 102V101H0ZM14 102V103H15ZM67 102V101H66ZM3 102H1V105H3L2 104ZM5 103V102H4ZM41 103V102H40ZM67 103H69V102H67ZM163 103V104H162ZM230 103H231V101H230ZM242 103H241V105H242ZM6 104V103H5ZM21 104H22V102H21ZM21 104H19V101H18V108L20 107V105ZM218 106H217V105ZM256 104V106H258V107H256L255 106V108H251L252 106H254ZM67 105V104H66ZM168 105H170V104H167V107L169 108L170 106H168ZM172 105V104H171ZM215 105V106H214ZM252 105V106H251ZM3 106H6V105H3ZM3 106H1V110H2V108H3ZM15 106H16V104H15ZM14 106V107H15ZM22 106H23V104H22ZM21 106V107H22ZM63 106V105H62ZM178 106V107H177ZM214 106V107H213ZM7 107V106H6ZM12 107V106H11ZM14 107H12V108H8L9 110H11V111H13L12 109H15ZM158 107L160 108V109H158ZM171 107H170V109H171ZM175 107L176 108H178V109H175ZM38 108H39V106H38ZM65 108V107H64ZM126 108H127V106H126ZM198 109V112H199V114H198V112H197V109ZM4 110L6 109V108H3ZM8 109H6L7 111H8ZM19 109H21V108H19ZM22 109H23V107H22ZM22 109H21V111H22ZM206 109V110H207ZM261 109H263V108H261ZM4 110H3V112H4ZM39 110H41V107L39 108V109H37V111L36 112H39ZM150 110V109H149ZM177 110V111H176ZM214 110H215V108H214ZM217 110H215L217 113L219 112V111H217ZM7 111H5V112H7ZM11 111H10V113H11ZM150 111H152V110H150ZM197 113H196V112ZM237 111V110H236ZM235 111V112H236ZM255 111V112H254ZM257 110H253V114L254 113H256L257 114V112H256ZM16 112V114H18V112H19V110H16L15 111ZM23 112L25 113V111H22L21 113H22V117H23ZM229 112H232V111H229ZM248 112V111H247ZM245 113L246 115L248 114V113ZM251 112V111H250ZM261 112V111H260ZM259 112V113H260ZM1 113V112H0ZM27 113H28V110H27ZM24 114V115H27L28 116V114ZM43 113V112H42ZM160 113H162V115L160 116ZM226 113H227V115H226ZM237 113V115H238V112H236ZM243 113V114H244ZM258 113V114H259ZM4 114V113H3ZM2 114V115H3ZM15 114V113H14ZM16 114L14 115V117L16 116ZM37 113H35L34 114V116L36 115ZM81 114V113H80ZM209 114H210V112H209ZM239 114H241L242 115V113H239ZM251 114V113H250ZM1 115V114H0ZM5 115H8V112L7 113H5ZM20 115V114H19ZM102 115H103V113H102ZM106 115V114H105ZM105 115H103V116H105ZM159 115V116H158ZM200 115V116H199ZM236 115V117H235V119L236 118H238V120L239 119H243V117L241 116V115H238L237 116ZM249 115V114H248ZM247 115V116H248ZM9 116H10V114H9ZM9 116H7V117H9ZM12 116H13V114H12ZM10 117V118H13V120L11 119V121H8V123L9 122H14V119L16 118H14V117ZM39 116V115H38ZM42 116V115H41ZM157 116H158V118L160 117V121H161V124L160 123H157V121L158 120H156L157 119ZM202 117V121L201 122H198V120H199V118L197 119V117ZM206 116H208V111H207V114H206ZM223 116V117H222ZM225 116V117H224ZM229 116V117H228ZM246 116V117H247ZM258 116V115H257ZM256 116V117H257ZM3 117V116H2ZM2 117H0V119L2 118ZM22 117H21V119H22ZM148 117V118H149ZM150 117V118H151ZM167 117H168V119H167ZM180 117V118H179ZM240 117V118H239ZM245 116H244V118H246ZM18 118H20L19 116H18ZM18 118H16L15 119V121H18ZM25 118H26V116H25ZM248 118L250 119V121H248L247 123H240L239 125H240V127H243L245 124H249L250 125V123L251 124H253L252 122L255 120L254 118H255V116H254V118H252L253 119V121L251 120V118L250 117H247V120H248ZM3 119V118H2ZM5 119V118H4ZM8 119V118H7ZM20 119V120H21ZM156 120V123L155 122H152L153 120ZM22 120H24V117H23V119ZM21 120V121H22ZM154 120V121H155ZM263 120H264V118H263ZM263 120H259V123L260 122H262L263 123ZM1 121V120H0ZM4 121V120H3ZM159 121V122H160ZM200 121V120H199ZM242 121V120H241ZM252 121V122H251ZM256 121H257V119H256ZM256 121H254V123H255V125H256ZM5 122H7V121H5ZM19 123H20V121H18ZM1 123V122H0ZM24 122H22V124H23ZM26 123V122H25ZM103 123V124H102ZM131 123V122H130ZM152 123H154V125H152ZM236 122H234V124H235ZM258 123V124H259ZM262 123H260L259 124V126L260 125H262ZM11 124V123H10ZM10 124H8V125H10ZM14 124H15V122H14ZM21 124V125H22ZM32 125H35V124H33V123H31ZM96 124V126H98ZM106 124H108V123H106ZM129 124V123H128ZM160 125V126H158V125ZM233 124V125H234ZM237 124V123H236ZM241 124H244L243 126L241 125ZM1 125V124H0ZM4 125V124H3ZM7 125V126H8ZM12 125V124H11ZM23 125H25V124H23ZM23 125L22 126H19L18 127V129H15L16 128V126H14L15 128V130L17 131V130H19L18 132H20V127H22L23 128ZM27 125V124H26ZM29 125V127L31 126L30 124H28ZM100 125H99V127H100ZM130 125V124H129ZM158 126V127H153V126ZM254 125V124H253ZM253 125H251L252 126V128H253ZM7 126H6V128H7ZM107 126V125H106ZM105 126V127H106ZM125 126V127H126ZM134 126H135V124H134ZM226 126H228V133H224V134H221V132L223 131V132H225L223 129H225V127ZM246 126V125H245ZM256 126H258V125H256ZM263 126V125H262ZM0 127H2V126H0ZM4 127L5 126H3L2 127V132H3V129H4ZM98 127V128H99ZM137 127V126H136ZM193 127V128H192ZM247 127H250V126H247ZM21 128V129H22ZM33 128V127H32ZM34 128H35V126H34ZM231 128V127H230ZM246 128V127H245ZM245 128H242L243 130L245 129ZM251 128V129H252ZM259 128V127H258ZM257 128V129H258ZM261 128V127H260ZM24 129H27V127L26 128H24ZM29 129V128H28ZM27 129V130H28ZM241 129V128H240ZM241 129V131L239 130V132H243V130ZM248 129V128H247ZM255 129V128H254ZM1 130V129H0ZM30 130H31V127H30ZM33 130V129H32ZM31 130V131H32ZM34 130H36V129H34ZM39 130V129H38ZM85 130V132L84 133H86V129H83V130H81V131H84ZM87 130H88V128H87ZM92 131L93 130H95V129H91ZM91 130H89V132L91 133L92 131ZM112 130V129H111ZM236 130H238V128L236 129ZM26 131V130H25ZM134 131H135V133H134ZM246 131V130H245ZM244 131V132H245ZM249 131V130H248ZM248 131H246L247 132V134H248ZM251 131V130H250ZM257 132H258V130H256ZM262 131H264V130H262ZM1 132V133H2ZM7 132V130L5 131V132H3V136L5 137L6 135H4L5 133ZM21 132H22V130H21ZM20 132V133H21ZM28 132H30V131H28ZM33 132H35V131H33ZM40 131H38V133H39ZM98 133H99V131H97ZM100 132V133H101ZM156 134H155V133ZM243 132V133H244ZM252 132H253V129H252ZM0 133V134H1ZM26 133H27V131H26ZM26 133H24V134H26ZM37 133V132H36ZM55 133V132H54ZM53 133V134H54ZM110 133H112V134H110ZM233 133H234V135H233ZM239 134L238 133V135L239 136H241V137H243V135L245 136V137H248L249 135H245V134ZM249 133H251V132H249ZM22 134V133H21ZM21 134H19L18 133V136L20 135L22 138L24 137V136H22ZM31 134V133H30ZM87 134V133H86ZM93 134V133H92ZM221 134V136H219ZM28 136H29V133L27 134ZM33 134H31V136H32ZM37 135V134H36ZM39 135V134H38ZM37 135V136H38ZM41 135H43V134H40V136ZM51 135H52V133H51ZM55 135H56V133H55ZM94 135V134H93ZM225 135H226V138H225ZM255 135V134H254ZM44 136L45 135H43L42 137V139H44ZM88 136L89 135H86V137L88 138ZM231 136H233V137H231ZM249 136V137H250ZM1 137H2V134H1ZM3 137V138H4ZM9 137V136H8ZM25 137H26V135H25ZM34 137H35V135H34ZM48 137V136H47ZM60 137V136H59ZM94 137V138H93ZM122 137H124V136H122ZM224 137V138H223ZM230 139H229V138ZM10 138V137H9ZM16 138H18V137H16ZM20 138V137H19ZM27 139H28V137H26ZM30 138V137H29ZM36 138V137H35ZM35 138H33L32 137V141H34L33 139H35ZM40 138V137H39ZM39 138H36L37 140H40ZM53 138V137H52ZM52 138H50V139H52ZM82 138V137H81ZM223 138V139H222ZM231 138H232V140H231ZM237 138V140H239V141H241V139H240V137H239V139H238V137H236ZM2 139V138H1ZM11 139V138H10ZM23 139H25V138H23ZM35 139V140H36ZM55 139V138H54ZM60 139H61V137H60ZM59 139V140H60ZM65 138H63V140H64ZM74 139V138H73ZM72 139V140H73ZM117 139V138H116ZM119 140H120V138H118ZM121 139H124V138H121ZM227 140V142H226V140ZM255 139V140H254ZM263 139V140H262ZM13 140V139H12ZM19 140V139H18ZM30 140V141H31ZM48 140V139H47ZM46 140V141H47ZM56 140V139H55ZM58 139L56 140V141H59ZM166 140V141H165ZM225 141V143H226V145L227 146H224L223 144L222 145H220V141ZM253 140V141H252ZM258 141L259 142V145L261 146V148L259 147V149L258 150H253V149H255V146H254V142L255 141ZM24 141V140H23ZM23 141H22V143H23ZM26 141V140H25ZM24 141V147H26V142ZM29 141V140H28ZM45 141V140H44ZM64 141H67V140H64ZM76 140H74V142H75ZM160 141V142H159ZM161 141H163V142H165V144H162L161 143ZM177 141H179L181 144H183L182 145V147L184 146L185 147V149H190V150H194V149H198V148H202L203 146L206 148V150H205V148H204V152L201 154V152H202V149H201V151L200 152H198L199 154H200V156H195L194 155V153H196V151H194L193 152V154L192 153H190V155H184V153L186 152V151H184V147L183 148H180V146L179 145H181V144H179L178 145V143H177ZM230 141V142H229ZM233 143H232V142ZM245 141V142H244ZM256 141V143H258ZM3 142H4V140H3ZM5 142H6V140H5ZM12 142V144H13V146L15 145L14 144V142H15V139H14V142L13 141H11L10 140V143ZM36 142V141H35ZM42 142V141H41ZM51 142H52V140H51ZM61 142L62 141H60L59 143H56L55 141H53V144L54 143H56L57 144V146H58V144L60 145L61 144ZM68 142V141H67ZM67 142H66V144H67ZM78 142V141H77ZM176 142V143H175ZM219 142V143H218ZM248 142V143H247ZM250 142V143H249ZM251 142L253 143V144H251ZM1 143V142H0ZM7 143H8V141H7ZM6 143V144H7ZM9 143V144H10ZM28 143V142H27ZM37 143V142H36ZM40 143V142H39ZM45 143V142H44ZM48 145H49V143L48 142H46ZM65 143V142H64ZM93 143H94V145H93ZM215 143H216V145H217V149H213V148H216V146H215ZM5 144V145H6ZM12 144H10V145H12ZM31 144V143H30ZM32 144H33V142H32ZM30 145L29 147L31 148L33 145ZM86 144V143H85ZM105 144H107V145H105ZM167 144H169V146H167ZM2 145H4L3 143H2ZM20 145V146H19ZM27 145H29V144H27ZM37 145V144H36ZM35 145V146H36ZM42 145H44L43 143H42ZM62 145V147L63 148H65L66 146H69V145H71V147H72V142L71 143H69L68 145H65V146H63V144H61ZM61 145L60 146H58V147H61ZM76 145H77V143H76ZM164 145V146H163ZM165 145L167 146V147H165ZM213 145H214V147H213ZM16 146V145H15ZM47 146V145H46ZM56 145H54V148H56L55 147ZM78 146L79 145H77V149H78ZM252 146H253V148H252ZM0 147H2L1 146V144H0ZM7 147H10V146H7ZM18 147H19V150H21L23 147H22V145L19 143L18 144ZM44 147H45V145H44ZM43 147V148H44ZM88 147V148H87ZM99 147V148H98ZM104 147H106V148H104ZM107 147H109V149L111 150H106L107 149ZM179 147V148H178ZM213 147V148H212ZM10 148H12V150H13V147L11 146ZM10 148H8V149H10ZM27 149H29L28 147H26ZM42 148V149H43ZM49 151H51V147H50V145H49ZM62 148V149H63ZM67 148V147H66ZM69 149H70V147H68ZM74 148V147H73ZM8 149H4L5 150V153H7L8 154ZM16 149V148H15ZM23 149H25V148H23ZM27 149H25L26 151H29V150H27ZM32 149V148H31ZM34 149H36V150H34L36 153L38 152V147L36 148H34ZM39 149H40V147H39ZM45 149H46V147H45ZM58 149H60V148H58ZM76 149V148H75ZM88 149V150H87ZM100 149V150H99ZM1 150V149H0ZM3 150V149H2ZM1 150V151H2ZM12 150H10L11 152H12ZM25 150H21V151H23L24 152V155L25 154H27L28 152H26ZM33 150V149H32ZM64 150V149H63ZM66 150V149H65ZM64 150V151H65ZM90 150V151H89ZM96 150V152H98ZM102 150V151H101ZM249 150V151H248ZM250 150L252 151L253 150V152L255 151L256 153H251L250 152ZM7 151V152H6ZM45 151V150H44ZM48 151V152H49ZM62 151V150H61ZM64 151H62V152H64ZM66 151H68L67 152V154L69 153V151L70 150H66ZM65 151V152H66ZM106 151V152H105ZM246 151V152H245ZM250 152L249 154H248V152ZM258 151H260V152H258ZM10 152V153H11ZM16 152H18L19 153V151H16ZM16 152H12L14 155H10V153H9V155L12 157H14V159L13 160H16L15 159V157L16 158H18L19 159V157H20V155H21V153H20V155H18V154H16ZM26 152V153H25ZM39 152H40V154H41V152H42V150H39ZM46 152H47V150H46ZM51 152H53V153H56L55 151H51ZM72 152V153H71ZM70 153L71 154H73V151H71ZM135 153L134 154V157L135 158H137V160L138 161H134L133 159H132V153ZM4 153V151H2V154ZM4 153V154H5ZM45 153V152H44ZM70 153H69V155L68 156H71L70 155ZM90 153H92V154H90ZM198 153L196 154V155H198ZM245 153V154H244ZM1 154V153H0ZM7 154H5L6 156H3V155H1L0 157H7L8 158V156H7ZM32 153H30V155H31ZM39 154V153H38ZM39 154V155H40ZM49 155H50V153H48ZM64 154V153H63ZM66 154V153H65ZM98 153H96V155H97ZM167 154H169V155H174L176 158H177V156L176 155H178V156H180L181 157V155L183 154V156H185V157H183V158H181L182 160L184 159L185 160V162H186V160H187V162H189V164H190V166H191V162L190 161H196V160H199V158H200V160L202 159L203 160V162H202V160H201V162H200V165H193V166H196L195 167V169H199V168H197V166L198 167H200V166H204V164H206V166H208L209 168H207V167H200V169L201 170H198V172H197V174H195V176L194 175H191V174H193L192 172H193V169H190L189 170V166H188V169L187 170H185L184 168H187V166H184V165H182V164H185L184 162L183 163H181V165H180V163H177V164H175L174 162V164L175 165H172V166H170V167H175L176 168V171H177V169H179L181 166L183 167L182 168V170L181 169H179V170H181L179 173H177L178 175L179 174H181V175H183V178H182V176L180 177L181 178V180H178V182L176 183L175 181H174V183H173V181L172 180H169V181H161V180H164V178H157V180H156V178H154V177H156L155 176V173H153V174H151V175H154V177H152V176H148V175H150V174H147L148 172H146V177H143L144 175L142 174V176H140V177H129L128 178V176L129 175H127V174H137L136 172H139L138 174H140V173H144V172H141V171H147V170H149V169H143L141 166H143L144 165V162H145V164L147 163V162H152V161H154V163L158 160V159H160L159 161L161 162L162 161V159H163V156H166V157H164V167H165V162H166V164L168 165H170V163H169V161L171 162V160H172V158H171V160H169V161H167L168 160V158L167 157H169ZM246 154H248V155H246ZM16 155H18V156H16ZM29 155V156H30ZM33 155V154H32ZM52 155V154H51ZM54 155V154H53ZM57 155V154H56ZM99 155V154H98ZM108 155V156H109ZM112 155V156H113ZM136 155V156H135ZM138 155H140V157L138 156ZM251 155L253 156V155H255V156H253V157H251ZM9 156V157H10ZM34 156V155H33ZM45 156V155H44ZM44 156H43V158H44ZM48 156V155H47ZM58 156V155H57ZM66 156V155H65ZM67 156V157H68ZM95 158H94V157ZM138 156V157H137ZM189 156V157H188ZM249 156V157H248ZM10 157V158H11ZM12 157V158H13ZM30 157H32V156H30ZM29 157V158H30ZM46 157V156H45ZM54 157H56V156H54ZM60 157V156H59ZM100 157V156H99ZM102 157V159H104ZM109 157H111V156H109ZM109 157H107V158H109ZM162 157V158H161ZM179 157V158H180ZM188 157V158H187ZM1 158V160L3 161L4 159H2ZM24 158V157H23ZM25 158H28V155L25 157ZM28 158V159H29ZM34 159H35V157H33ZM140 158V159H139ZM170 158V157H169ZM194 158H196V159H194ZM203 158H206V159H208V160H204ZM9 159V158H8ZM27 159V160H28ZM34 159H30V160H33L34 161ZM45 159V158H44ZM44 159H42L41 158V160H44ZM54 159V158H53ZM53 159H52V161L51 162H53ZM167 159V160H166ZM0 160V161H1ZM12 160V159H11ZM11 160H9V161H11ZM20 160V159H19ZM22 160V159H21ZM26 159H23V162H24V164H30V165H28V166H26L27 168H25L24 169V166H23V169L21 168H19V166H15L16 164H18V163H16L15 165H14V161L12 162L11 161V164L13 165V166H15V168H19V170H23V171H25L24 173H21L22 171H20V172H14V170H13V173L15 174V173H19V174H21V176H23V178H25L24 177V174L26 175H28V177H29V175H30V172H29V174L28 173H26V169H28V167H29V169H28V171H32L31 169L33 168L32 166H33V164H35L36 165V163L37 162H39L38 160L37 161H34V162H36V163H34L33 162V164H31L29 161H25ZM36 160V159H35ZM61 160V159H60ZM82 161L81 163H80V161ZM113 160H114V162H113ZM173 160H177V159H173ZM199 160V161H200ZM6 161H8V160H6ZM45 161V160H44ZM55 161H56V165H55V167L57 166V167H59L58 165H57V163L59 162V160H58V158H57V160L55 159ZM74 161H75V164L76 163H78V165H76V168L75 167H73V165H72V167L73 168H71L70 167V165L73 163L74 164ZM192 161V162H193ZM198 161V162H199ZM4 162V161H3ZM2 162V163H3ZM23 162H22V165H23ZM26 162V163H25ZM29 162V163H28ZM61 162L62 161H60V165L62 166V171L63 170H65V172H63L64 174H66L67 176H69V173L71 172L70 171V169H68V168H66V166L64 167V165H66V164H64V163H62L61 164ZM106 162H108L107 160H106ZM163 162H161V163H163ZM177 162V161H176ZM197 162V161H196ZM1 163V162H0ZM8 163V162H7ZM39 163H40V165H39ZM38 163V167L39 166H41V163H42V161H40ZM45 163H46V161H45ZM158 163V162H157ZM161 163H159V166L161 165ZM43 164H44V162H43ZM42 164V165H43ZM64 164V165H63ZM74 164V165H75ZM156 164V163H155ZM188 164V165H189ZM203 164V165H202ZM223 164V165H222ZM9 166H10V163L8 164ZM32 165V166H31ZM46 165H47V163H46ZM123 165H126V167H128V169H130V171L128 172V173H126L125 171H122L121 169L123 168L122 166ZM128 165V166H127ZM148 165V164H147ZM157 165V164H156ZM156 165H154L153 167H156ZM168 165V166H169ZM180 165V166H179ZM186 165V164H185ZM216 165H219L220 167L222 166V168L221 169H225V170H223V171H219L220 173H223V176L222 175H219L216 171H215V173L213 172L214 170H213V167L214 166H216ZM224 165H226L225 167H223ZM0 169H2L3 167H2V165L0 164ZM3 166H4V163H3ZM30 166L32 167V168H30ZM45 166V165H44ZM49 166V165H48ZM151 166V165H150ZM159 166H157L159 169L160 168H164L163 166H161V167H159ZM11 167V166H10ZM46 167V166H45ZM53 167L54 166H52V169H53ZM85 167V168H84ZM110 167H108V169L110 168ZM130 167V168H129ZM156 167V169H158ZM179 167V168H178ZM14 167H12V169H13ZM37 168V167H36ZM35 168V169H36ZM50 168H51V166H49L47 169L50 171ZM84 168V169H83ZM86 168V169H87ZM107 168V167H106ZM112 168V167H111ZM120 168V169H119ZM141 168H142V170H141ZM168 168V167H167ZM203 168V169H202ZM7 169V170H6ZM35 169H34V171H33V173L35 172ZM41 169V171H43V169L42 168H40ZM40 169H38L37 168V170H40ZM46 169V168H45ZM44 169V170H45ZM46 169V170H47ZM51 169V171H53V174H52V172L50 171L49 173H51L50 174V178H52V179H56V180H58L56 177L58 176L59 177V179H60V176L63 174L62 172H61V169H60V171L58 170V168H57V170H56V168H54L55 170H52ZM68 170V173H67V170ZM80 169V168H79ZM121 170V172H122V175L126 178V175H127V178H126V180H125V178L122 176V178H120V176H118V175H120L119 173V170ZM209 169V170H208ZM4 169H2V171H3ZM5 170H6V172L8 171V168L6 167V165H5ZM4 170V171H5ZM16 170H18V169H16ZM18 170V171H19ZM123 170H124V168H123ZM139 170H141V171H139ZM153 170V169H152ZM168 170H170L169 168H168ZM173 170H174V168H173ZM173 170L171 169V171H172V174H174L176 171H174L173 172ZM257 172V174H258V172L260 173L259 175H257L256 176V174H255V171ZM27 171V172H28ZM56 171V172H55ZM70 171V172H69ZM86 173H85V172ZM151 171V170H150ZM171 171H169L170 173H171ZM254 171V172H253ZM38 172H40V171H38ZM62 174H61V173ZM80 172H78V175L80 174ZM104 172V171H103ZM125 172V173H124ZM163 172H164V170H163ZM178 172V171H177ZM194 172H196V171H194ZM5 174V172H2V174ZM9 173L11 174V172H9L8 171V173H6L5 175L7 176V174H8V176L10 177V175H9ZM45 173V172H44ZM48 173V174H49ZM56 173V174H55ZM59 173L61 174L60 176H59ZM74 173V172H73ZM73 173H70L71 174V176H73L74 177V175H73ZM77 173V172H76ZM157 173V172H156ZM164 173H166V172H164ZM32 174V173H31ZM38 174V173H37ZM36 173L35 174H32L33 176L34 175H36V176H38ZM40 174H41V172H40ZM46 174V173H45ZM44 174V175H45ZM62 175V176H65V175ZM177 174H174L173 176L174 177H176V175ZM216 174V175H215ZM226 174V175H225ZM246 174H251V176H249V175H246ZM255 176H254V175ZM12 175V174H11ZM160 175V174H159ZM166 175H167V173H166ZM2 176V175H1ZM14 176V175H13ZM35 176V177H36ZM137 176H139V175H137ZM172 176V177H173ZM180 176V175H179ZM224 177V178H222V177ZM15 177H16V175H15ZM15 177L14 178H12L11 179V181H20V179L18 178V177H16V179H15ZM28 177H26L27 179H28ZM35 177L33 178V177H31V178H33V179H30V177H29V180H30V182H31V180H33L34 181V179H35ZM40 177H41V175H40ZM39 177V178H40ZM46 177H47V175H46ZM55 177V178H54ZM169 177V176H168ZM4 178H5V176H4ZM4 178H1V180L2 179H4ZM22 178V179H23ZM25 178V179H26ZM38 178V177H37ZM43 178V177H42ZM42 178L40 179V181L42 180ZM48 178H49V176L46 178L47 180H48ZM64 178V177H63ZM69 178H70V176H69ZM93 178H95V179H97V180H94ZM170 178V177H169ZM178 178V177H177ZM177 178L175 179V180H177ZM25 179H23L24 181H26ZM43 179H45V178H43ZM76 179V178H75ZM92 179V180H91ZM100 179H102L101 177H100ZM102 179V180H103ZM118 180V181H122L123 179H124V181H122L123 182V185H119V184H117L118 186H116L115 184H114V180ZM223 179V180H222ZM9 180H10V178H9ZM8 180V177H7V179H6V181L4 180V182L6 183V182H8V183H6L5 185L10 189L11 187H14V186H16V185H18V186H16V187H19L20 188V186H21V184L22 185H24L21 181L19 182V183H21L20 185H19V183L18 184H14L15 182H11V181H9ZM38 179H36V181H37ZM55 180V181H56ZM35 181V182H36ZM61 181H62V183L64 182L62 179H61ZM65 181H66V178H65ZM69 181V180H68ZM71 181V180H70ZM156 181L157 182H161V184H160V182H159V184H156ZM1 182V181H0ZM3 182V181H2ZM4 182L2 183V184H4ZM30 182L28 181V185L30 184ZM42 183L44 182V181H41ZM41 182H40V187H41V190H40V187L38 186V184L37 183H35V184H37L36 186H38V187H36L35 185H34V182H32V184L35 186V188H33V189H35V190H32L31 188L32 187H34V186H32V187H30V189H31V191H30V189L28 190V191H30L29 193L32 195V197H33V194L32 193H37L38 194V192H36V189H38L39 191H43V194H41V193H39L38 194V196H40L41 195V197H45V196H48V194L49 193H51L52 194V192H53V190L51 189V184H50V186L49 185H47L46 183H45V185L44 184H41ZM48 182V181H47ZM60 182V181H59ZM75 182V181H74ZM73 182V179H72V184L71 185H74L75 186V184H76V182H75V184H73L74 183ZM80 182V181H79ZM11 183V184H10ZM49 183H51V182H49ZM57 183V182H56ZM62 183H60V184H62ZM93 183H95V184H93ZM102 183V182H101ZM12 184H14V185H12ZM54 184V183H53ZM59 184V185H60ZM63 184H66V183H63ZM79 184V183H78ZM82 183L80 182V184L79 185H81ZM85 184L83 183V185L85 186ZM4 185V186H5ZM9 185H12V186H10L9 187ZM26 185H27V182H26ZM42 185H44V186H46V188H50L51 190H52V192H49V191H47L46 190V188H44L43 189V186ZM67 185H68V183H67ZM96 185H99V183L98 184H96ZM145 185H147V186H145ZM2 185L0 184V187H1ZM4 186H3V188H4ZM63 186V185H62ZM74 186H70V184H69V189H70V187L72 188V187H74ZM82 186V185H81ZM86 186H85V188H82V191H84V189L86 190L87 188H86ZM23 187H25V186H22L21 187V189H20V193H21V190L23 189ZM58 187V186H57ZM65 188H67L66 186H64ZM77 187V186H76ZM131 187H133V190H135V192L137 191V193H135L134 191L131 193L132 194V196L131 195H129V197H127L126 199L124 198H122L121 196H123V194L121 193V192H128L129 190H131L132 188ZM135 187V188H134ZM2 188V187H1ZM3 188H2V190H3ZM7 188V189H8ZM18 188V189H19ZM27 188V186L24 188V190L23 191H25V193H26V189ZM49 188H48V190H49ZM52 188H53V186H52ZM59 188H61V185H60V187ZM64 188V189H65ZM79 188V186L77 187V189ZM88 188H89V186H88ZM91 188V187H90ZM90 188H89V190L86 192L87 194H88V192L90 191ZM94 188V187H93ZM101 188V187H100ZM8 189V190H9ZM54 189H55V187H54ZM63 189V190H64ZM66 189V190H68L69 192H71V190L72 189ZM76 189V188H75ZM95 189V188H94ZM97 189H98V186H97V188H96V190H93L92 191V188H91V191L92 192H94V191H97ZM159 189H161V190H159ZM12 189H10L9 191H11ZM15 190V189H14ZM46 190V191H45ZM56 190V189H55ZM58 190V189H57ZM60 190V189H59ZM62 190V189H61ZM60 190V191H61ZM62 190V191H63ZM0 191H1V189H0ZM13 191V190H12ZM11 191V192H12ZM16 191V190H15ZM15 191H14V193L13 194H15ZM27 191V192H28ZM47 193V195H44L45 194V192ZM78 190H76V192H77ZM81 191V187H80V190H79V194H81V195H83L82 193H80V192H82ZM102 191H98L99 193L100 192H102ZM114 191H117V192H114ZM119 191V192H118ZM132 191V190H131ZM139 191V192H138ZM3 192H5V190L3 191ZM8 192V191H7ZM6 192V193H7ZM55 192V191H54ZM59 192V191H58ZM57 192V193H58ZM64 192V191H63ZM63 192H61V193H63ZM68 192V193H69ZM140 192H142L141 194H139ZM5 193V194H6ZM25 193H23L24 195H25ZM97 193V192H96ZM96 193H94V194H96ZM117 193V194H116ZM133 193H134V196H133ZM10 195L11 197H13L14 195ZM16 194H18V193H16ZM22 193H21V195H23ZM65 194H67V193H65ZM71 194H73V193H71ZM70 194V195H71ZM86 194V195H87ZM90 195H91V193H89ZM93 194V193H92ZM119 194V195H118ZM121 194V195H120ZM128 194V193H127ZM130 194V193H129ZM2 195V194H1ZM0 195V198L2 199L3 198V200H5L6 199V197L7 196H1ZM21 195H18L20 198H22V197H24V196H22L21 197ZM50 195V194H49ZM53 195V194H52ZM54 195H56V194H54ZM58 195V197H59V195L60 194H57ZM78 195V194H77ZM90 195H88V197L90 196ZM102 195H103V193H102ZM103 195V196H104ZM26 196V195H25ZM72 197H74L73 195H71ZM70 196V197H71ZM80 196V195H79ZM85 196V195H84ZM98 196H101V193H100V195H98ZM97 196V197H98ZM5 197V198H4ZM10 197V199H11V201H13V200H16V199H13L12 200V198ZM15 197H16V195H15ZM15 197H13V198H15ZM19 197H18V200H19ZM32 197H28L27 196V198H29V199H27V200H31L32 199ZM54 197V196H53ZM69 197V198H70ZM76 197V196H75ZM83 196H81V198H82ZM92 197H93V195H92ZM8 198V197H7ZM31 198V199H30ZM34 198V197H33ZM68 198V199H69ZM79 198V197H78ZM83 198H86V196L85 197H83ZM82 198V199H83ZM91 200H92V198L91 197H89ZM122 198V199H121ZM0 199V201H3V200H1ZM10 199L8 198V199H6V200H9L10 201ZM35 199V198H34ZM33 199V200H34ZM44 199V198H43ZM45 199H46V197H45ZM48 199H49V196H48ZM48 199H47V201H48ZM56 199V198H55ZM61 199V198H60ZM72 199V198H71ZM77 199V198H76ZM87 199V198H86ZM5 200V201H6ZM21 200V199H20ZM19 200V202L22 204V201H20ZM54 201V199H51V201ZM62 200V199H61ZM90 200V201H91ZM10 201V203H12ZM32 201V200H31ZM38 201V200H37ZM68 202H69V200H67ZM83 201H86V200H83ZM94 201V200H93ZM99 201V203H98V205H96L95 207L97 208V207H101V206H99V205H101V202ZM29 202V201H28ZM40 202V201H39ZM39 202H34V204L35 205H33V207L34 208H36L35 210H37V208L38 207H35L36 205H39L40 206V203ZM59 202V201H58ZM74 202H75V204H78V203H76V201H75V199H73L72 200V202H70V203H73V204H71L72 205V208H73V205H74ZM77 202H79V201H77ZM89 202V201H88ZM92 202V201H91ZM104 202H105V204H104ZM3 203H5L4 201H3ZM3 203H0L1 205H4ZM7 203H8V201H7ZM6 203V204H7ZM9 203V204H10ZM14 203V202H13ZM23 203L25 204V202L23 201ZM38 203V204H37ZM65 203V202H64ZM63 203V204H64ZM93 203V202H92ZM107 203V204H106ZM117 203H119L120 204V207L119 206H116V204ZM8 204V205H9ZM21 204H18L19 206L21 205ZM44 204H46L45 205V209L43 208V206H42V208L44 209V211H43V209L41 210L40 208H38V210L40 211V212H46L45 214H43L44 216H47V214L48 213H50V211L48 212V210H51V209H49L48 208V206H47V203H44ZM44 204H42V205H44ZM53 204V203H52ZM58 204V203H57ZM61 204V203H60ZM59 204V205H60ZM62 204V205H63ZM80 204V203H79ZM79 204H78V206H79ZM86 204V203H85ZM94 204V203H93ZM0 205V206H1ZM11 205V204H10ZM14 204H12L11 206H13ZM26 205V204H25ZM24 205V206H25ZM30 205H31V203H30ZM53 205H55V203L53 204ZM82 205H84V203L82 204ZM111 205V206H110ZM10 206V207H11ZM18 206V207H19ZM26 206H29L28 204L26 205ZM32 206V205H31ZM28 207L29 209H33V207ZM61 206V205H60ZM66 207H67V204L65 205ZM70 206V205H69ZM74 206H76V205H74ZM78 206H76V207H78ZM85 206V205H84ZM84 206H82V209H81V211L80 212H82V210L84 209L83 207ZM14 207V206H13ZM12 207V208H13ZM22 207V206H21ZM21 207H19L18 209H16V210H18V211H23V209H24V211L26 210V212H24V213H28L27 212V207H25V208H23V209H20ZM66 207H62V208H60L59 207V211H61V209H64V211H65V208ZM80 207V206H79ZM89 207H90V205H89ZM92 207V206H91ZM90 207V208H91ZM105 207V206H104ZM104 207H103V209H104ZM2 208V207H1ZM9 208V207H8ZM27 208V209H26ZM47 208H48V210H47ZM75 208V207H74ZM86 208V207H85ZM11 209V208H10ZM15 209V208H14ZM13 209V210H14ZM76 209V208H75ZM74 209V210H75ZM91 209H93V207L91 208ZM98 210L100 209V208H97ZM102 209V208H101ZM100 209V210H101ZM103 209L101 210V211H103ZM2 210H6V212H8V210L5 208V205H4V208H2ZM16 210H14L15 212H16ZM37 210V211H38ZM57 210H58V208H57ZM67 210V209H66ZM68 210H70V208L68 209ZM77 210V209H76ZM87 210V209H86ZM96 209H94L93 211H95ZM100 210L99 211H97L99 214L101 213L100 212ZM10 211V210H9ZM11 211H12V209H11ZM11 211H10V213H11ZM21 211V215H25L26 216V214H23V212ZM63 210L61 211V212H64ZM0 212L2 213V211L0 210ZM13 212V211H12ZM29 212H30V210H29ZM33 212L35 213L36 211H34L33 210ZM33 212H30L31 214H29L28 213V216L30 215L32 218V220H35L36 218H38L39 217V213L38 212H36V213H38L37 215L35 214V219L33 218ZM54 212V211H53ZM65 212H67V211H65ZM64 212V214H66L67 215V213H65ZM96 212V211H95ZM104 212V211H103ZM9 212L8 213H5V214H10ZM57 213V212H56ZM69 213H71V212H69ZM76 213H77V211H76ZM82 213H84V212H82ZM81 213V214H82ZM89 213V212H88ZM87 213V214H88ZM98 213H94V215H90V217H93V216H95L96 214H98ZM105 213H104V215H105ZM14 215L16 214V213H13ZM41 214V213H40ZM58 214V213H57ZM79 216H82L80 213H77ZM85 215H86V213H84ZM83 214V215H84ZM102 214V213H101ZM1 216H2V214H0ZM11 216L10 217H12V213L10 214ZM13 215V216H14ZM20 215V216H21ZM53 215V214H52ZM51 215V216H52ZM65 215V216H66ZM69 215V214H68ZM89 215V214H88ZM107 215V214H106ZM0 216V217H1ZM3 216L4 217H7V216H5L4 215V213H3ZM2 216V217H3ZM16 216H18V217H20L18 214H16L15 215V217H13L12 219H13V221L10 219V217L8 218L9 220H7V222H13V223H15V222H18V221H16V220H19V222H21V220H20V218H18V219H15L16 218ZM23 216H21V219L23 218ZM28 216H26V217H28ZM38 216V217H37ZM48 216H50L49 214H48ZM47 216V217H48ZM50 216V217H51ZM75 216V215H74ZM40 217H41V215H40ZM46 217V218H47ZM54 217V216H53ZM69 217V216H68ZM67 217V218H68ZM72 217V216H71ZM84 217H87V215L86 216H84ZM83 216L81 217L82 219L84 218ZM42 218H43V216H42ZM41 218V219H42ZM45 218V217H44ZM44 218H43V220H41V221H44ZM57 218V217H56ZM73 218V217H72ZM72 218H71V220L70 221H72ZM77 219L78 221H79V219H78V217H74V219ZM89 218V217H88ZM107 218V217H106ZM3 219V221H4V218H2ZM15 219V220H14ZM25 221H26V219H28V218H26L25 219V217L23 218ZM40 218H38V219H36V220H39ZM50 219V218H49ZM51 219H53V218H51ZM58 219V218H57ZM57 219L55 220V221H57ZM59 219H60V217H59ZM68 219H67V221H68ZM75 219V220H76ZM82 219H80V220H82ZM6 220V219H5ZM29 220V219H28ZM35 220V222H34V224L37 222ZM61 220V219H60ZM87 220H89V219H87ZM2 221V220H1ZM0 221V222H1ZM15 221V222H14ZM23 221V220H22ZM31 220H29V222H30ZM41 221H39V222H41ZM48 221V222H47ZM49 221H53V220H47L46 219V221H44V222H47V223H49ZM74 221V220H73ZM33 221H31V223H32ZM43 222V223H44ZM58 222H59V220H58ZM57 222V223H58ZM2 223V222H1ZM27 223V222H26ZM42 223V222H41ZM54 223V222H53ZM56 223V222H55ZM20 224V223H19ZM18 223H15V226H21V225H25V222H23V223H21V225H19ZM37 225H38V222L36 223ZM35 224V225H36ZM40 224V223H39ZM50 224V223H49ZM48 224V225H49ZM30 227V228H33V231H31L30 230V228H27V230L25 229L26 227H28V226ZM84 225V224H83ZM3 226H6L7 228H8V224L7 225H4V223H3ZM3 226L1 225V227L2 228H0V229H3L2 231H3V233H4V230H6L7 228H3ZM31 226H33L32 224H26L25 225V228L23 227V226H21V227H23V228H20V227H18V228H20V230H22L23 231V233H26L28 230H30L32 233H35V231H34V228H35V226L34 227H31ZM40 226H42V225H40ZM39 226V227H40ZM47 225H45V227H46ZM52 225H50V227H51ZM10 227H14V225H12L11 224V226ZM43 228H45L44 227V225L42 226ZM14 228H16V227H14ZM13 228V229H14ZM38 228V227H37ZM54 228V227H53ZM53 228H51V229H53ZM68 228H70V230H71V232H70V230L68 229ZM9 229V228H8ZM7 229V230H8ZM11 229V228H10ZM9 229V230H10ZM13 229H12V231H13ZM39 229H41V227L39 228ZM46 229H47V231L46 232H48V233H52V236L54 235L55 236V233H53L52 232V230H49L50 228H47L46 227ZM75 229V230H74ZM92 229H93V227H92ZM15 230H17L18 231V229H14V231ZM24 230H25V232H24ZM50 232H49V231ZM54 230H56V229H54ZM53 230V231H54ZM1 231V230H0ZM2 231L0 232V233H2ZM29 231V232H30ZM39 231H41V230H39ZM58 230H56V232H57ZM62 231V230H61ZM61 231H59V232H61ZM9 232V231H8ZM19 232H21V231H19ZM29 232H27V233H29ZM42 232V233H41ZM41 232H39L40 234H38L37 232L35 233V234H32L33 236H35V239H34V237L33 236H31V234L29 235L30 236V239L28 240L29 242H31L32 240V242H33V245H32V242H31V245L32 246H35V248H38V247H41L42 248V245H40L39 243L41 242V240L42 239H44V238H46V240H50V239H52V240H50V241H52L51 243H55V244H57V242L56 241H58L57 239H59V238H57L56 236V239L54 238V237H52V238H50V237H48V236H50V235H45V236H42V235H44L45 234V232H43V230L41 231ZM63 232V231H62ZM60 233V234H58L59 236L61 235L62 236V234H64V232L63 233ZM2 233V234H3ZM6 233H7V231H6ZM10 233V232H9ZM14 233H16V232H14ZM27 233H26V235H27ZM1 234V239H2V237L5 235V233L2 235ZM42 234V235H41ZM66 234V235H67ZM73 234V235H72ZM76 236H75V235ZM90 234V235H89ZM7 235H9L8 233H7ZM11 235V234H10ZM9 235V236H10ZM15 235H18V237H16L15 239L16 240H19L20 239V236L19 235H21L20 233H16ZM23 235V234H22ZM21 235V236H22ZM42 237L40 240H38V238H40V236ZM69 235H71V237L69 236ZM29 236H27L26 238L28 239V237ZM65 236V235H64ZM75 236V237H74ZM79 237V236H78ZM78 237H77V239L73 242L72 241V243L71 242H69L68 240V238L66 237V238H62V247H64L65 246V248H64V250L65 249H67L66 248V245L68 246V249L70 250V249H72L71 251H73V249H74V246L73 245H75L76 244V246H78L79 245V243L81 242V244H83L82 243V241L80 240V239H78ZM6 238H8L9 240H11L8 236H6L5 235V238H3V240L2 241H6V243L7 242H9V244L11 243L10 241H7V239ZM12 238V237H11ZM19 238V239H18ZM22 238V240H26V242L25 243H27V239L24 237V236H22L21 237ZM25 238V239H24ZM33 238V239H32ZM0 239V240H1ZM6 239V240H5ZM14 239V238H13ZM55 239V241H53ZM61 239V238H60ZM14 241V244L16 243V244H18V246L19 245H21V246H19L20 248L24 245V249H26V248H29L30 249V247L29 246H27V244H26V247H25V244H23V243H18V241ZM21 240V239H20ZM19 240V241H20ZM21 240V241H22ZM31 240V241H30ZM36 240H38L37 241V245H39V246H37V245H34V242H36ZM45 240V241H46ZM49 240H48V242H47V244L49 243ZM63 240L65 241L66 240V242L68 241L69 242V244H65L66 242H63ZM12 241V240H11ZM43 241V240H42ZM60 241V240H59ZM59 241H58V245L59 244H61V243H59ZM24 242V241H23ZM71 243V244H70ZM78 243V244H77ZM90 242L88 241L87 242V244H89ZM8 244V243H7ZM7 244H5L4 245V243L2 242V244L1 245H4V247H2L3 249L4 248H6L7 246H9V245H7ZM13 244V243H12ZM11 245L10 244V247H8L7 249H4V252L6 253V251L5 250H7V253L10 251V249H11V252H10V254L11 253H14V251L16 252V249L15 248H19L18 246H16V244L15 245ZM30 244V243H29ZM28 244V245H29ZM36 244V243H35ZM63 244H64V246H63ZM73 244V245H72ZM84 244H86V242L84 243ZM83 244V245H84ZM43 245H44V243H43ZM51 245V244H50ZM58 245H56V248H55V246L52 244V247L54 246V248L55 249H52L51 248V246H49V244L47 245V247H45V248H47V253H46V249H44L43 250V248L41 249V248H38L39 250H41L42 252H44V253H46V254H49V249H52L51 251H53L54 253H56V252H58L59 253V250L57 251L56 249H59V248H57V246ZM70 245H72L71 246V248H69L70 247ZM82 245V247H83V249H82V247H80L81 249H82V253H85L84 251V249H86V253L85 254H87L89 251H91V250H87V247L84 245L83 246ZM90 245V244H89ZM37 246V247H36ZM49 246V247H48ZM60 246V249H63V248H61V245H59ZM79 246H81V245H79ZM1 247V246H0ZM73 247V248H72ZM86 247V248H85ZM91 247V246H90ZM1 248V250H0V252H2L3 253V249ZM23 248H21V249H23ZM33 248V247H32ZM34 248V249H35ZM79 248V249H80ZM14 249V250H13ZM23 249V250H24ZM29 249H26V250H28L29 251ZM34 249H32V250H34ZM76 249V248H75ZM78 249V248H77ZM76 249V250H77ZM93 249V248H92ZM19 250V249H18ZM36 251H38L39 253L38 254H36L37 252H35L34 253V256H35V254H36V258H37V260L38 259H40V262L41 261H43L42 259H41V257L43 258V259H45L43 256H44V254L43 253H41L39 250H37V249H35ZM34 250V251H35ZM62 250L61 252L63 253H65L67 250ZM20 251V250H19ZM18 251V252H19ZM28 251H25L24 250V252H27L28 253ZM50 251V252H51ZM30 252V251H29ZM68 252V251H67ZM74 252H76V251H74ZM79 252V251H78ZM81 252V251H80ZM78 253V255H75L76 257H81V256H83L82 255V253ZM3 254L5 257H6V254ZM43 254V255H41V254ZM63 253V254H64ZM20 255H23V254H21V253H19ZM18 253H16V256H18L19 255ZM29 254H31V253H28V255ZM52 254V253H51ZM57 254V253H56ZM63 254H62V257H63ZM73 254H75V253H73ZM0 255H1V253H0ZM8 255V254H7ZM14 255H15V253L11 256L10 255V257H8L9 258V261H10V259H12L11 260V262L13 263V258H14ZM19 255V256H20ZM32 255V254H31ZM38 255V256H37ZM39 255H41V257L39 256ZM50 255V254H49ZM54 255V254H53ZM58 255V254H57ZM87 255H90V253H88ZM16 256H15V258H16ZM18 256V258H16V259H18L19 260V258H21L22 256H20L19 257ZM25 256H26V254H25ZM24 256V257H25ZM33 256V255H32ZM31 256V257H32ZM51 256V255H50ZM60 256V255H59ZM72 257H73V255H71ZM4 257V258H5ZM24 257L23 258H21V260L22 259H24ZM30 257V258H31ZM34 257V258H35ZM39 257V258H38ZM57 257V256H56ZM4 258L2 257V259L4 260ZM7 258V259H8ZM14 258V259H15ZM35 258V259H36ZM50 258V257H49ZM53 258V257H52ZM61 258V257H60ZM80 259H82V257L80 258ZM83 259H84V256H83ZM6 260V259H5ZM31 260L33 261V259L31 258ZM52 260H54V259H52ZM87 260V259H86ZM15 261V260H14ZM23 261V260H22ZM26 261H27V258H26ZM45 261V260H44ZM44 261H43V263H44ZM46 261H47V259H46ZM45 261V262H46ZM2 262H4V261H2ZM10 262V263H11ZM21 262V261H20ZM23 262H25V261H23ZM28 262V261H27ZM35 262V264H40L38 261H37V263H36V260L34 261ZM51 262V261H50ZM53 262V261H52ZM67 262H68V260H67ZM8 263V262H7ZM11 263V264H12ZM16 263H18V262H15V264ZM49 263V262H48ZM0 264H1V262H0ZM4 264H6V263H4ZM14 264V263H13ZM22 264V263H21ZM24 264H26V263H24ZM28 264V263H27ZM32 264H34L33 262H32ZM46 264V263H45Z\"/></svg>","mask_w":264,"mask_h":264}]
</instances>
